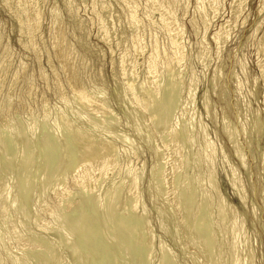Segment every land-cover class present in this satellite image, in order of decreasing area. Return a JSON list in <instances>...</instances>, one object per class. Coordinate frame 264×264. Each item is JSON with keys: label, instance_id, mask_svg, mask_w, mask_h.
Instances as JSON below:
<instances>
[{"label": "rangeland", "instance_id": "rangeland-1", "mask_svg": "<svg viewBox=\"0 0 264 264\" xmlns=\"http://www.w3.org/2000/svg\"><path fill=\"white\" fill-rule=\"evenodd\" d=\"M126 1L129 3H125ZM151 1L150 0H123V1L122 0H86V1L85 0H18V1L17 0H0V129L5 125L6 121H10V124H9L10 128L12 130L14 128L15 135H18V137L13 136L12 138H13L14 142H11L12 138L7 137L8 134H7V132L5 133V130H3V132H0V136L3 133V135H2L3 137L2 136L0 137V141L3 142L2 144L0 142V144H1L0 145V148H1L0 149V165H1L0 166V175H1L0 178L3 176V179H5L4 182L7 183L6 188L7 189L10 188L9 194H8L10 197L8 196V198L6 199L5 205L7 203H10V204L12 203L11 201L15 195V192H13L14 191L13 187L15 186V184H19L18 187H20L24 178L28 177L31 180V185L28 187V189L26 191H24L25 189L20 187V192H19V196H18L19 202H18V200L16 201V203H15L16 206L14 204L13 205L8 204L9 210L11 211V212L8 211V213L10 212L9 216L10 217L13 215H14L13 217L16 216L15 217L16 220H15V218L13 219V217H11L14 220V222H13V220L9 216L8 217L5 216V217H6V221L11 220L15 224L18 223L17 225H19V226H20L19 222H21V220L24 219L23 223L30 220L31 222L25 223V225L27 224L26 226L28 228L24 224H23L24 227L21 225L22 230L20 231V233L22 234V236L28 237V238L23 237L24 240L26 239L27 241H29V239L31 238L33 243L36 242V244H38V242H39L40 245L42 244L41 246L39 244H38L39 246L37 245L39 248L37 247L36 250H38V251L34 250V251L29 252L27 250L26 251L24 250L27 254V257H26L25 253L24 254L21 253L22 250L17 251L15 249L14 240H12V239H10V237H8V233H7L8 231L6 230L7 228H5L8 226V224L5 225L4 223L3 224L0 223V226L1 227L3 226L2 228L0 227V261L2 260V263L0 262V264H11V263L15 264L16 262H18V260H17L18 257H22L23 255L26 257L27 261H29L28 262L29 264H31V263L35 264V263H39V262H40L39 264H51L52 259H50V257H48V254L50 256L51 252H53V255H55L54 257H56V259L58 260V261L53 260L52 262L54 264H56V262H60L59 258H58V257H60V255L61 256L63 255L60 260H62V258H63L64 264H72L71 262H74L75 260L76 261L74 263L77 262L79 264L83 259L84 260L81 262V264L82 263L83 264H87V263L92 264V261H90V259H87V256L90 255V253L87 252L86 249L84 248L85 245L88 242H90L89 240L91 238H92V240L94 239L93 240L94 242L96 240H99L98 243L100 245H105L104 246L105 248H106V244H108V246H107L108 249L106 248L107 250H105V251L107 253H109V251L111 250L110 251V252H112L111 254L113 256L114 255L115 256L113 257L110 253H109V255L111 256V258H113V259L115 258L114 260L116 261L115 262L116 264H120L119 262H122V261H123V264H134V263L136 264V262H137V264H150V263L151 264H159L160 262H162L161 264H165L163 262L164 260H161L163 258L161 257V255L159 253L160 251L158 248V246H159L158 244H159L160 240L163 243L165 242L164 246H165V244L168 246L169 249L168 248H166V249L172 253V255H171L168 252V256L172 257L173 260L174 259L176 260V261H174V264H198V263L199 264H201V263L205 264L206 262H207L206 264H209V262L211 264V262H213V261H214V263H216L218 261L216 263V264H218V263H221L222 261H224L226 258L225 249H224V253H223V254H225L224 257H222L223 256V254H222V256L218 257L219 258L218 259V258H215L213 255L216 253L214 251H216V249L217 250L219 249V247L221 245L220 243L222 240L220 238H218V239L216 238L217 241L215 240L214 241L215 243L213 245H211L210 238L208 237L209 235L207 233H205V231L202 232L200 230H197V231H199V232H197L195 230L196 228L199 229L201 227V225H200V227H199V225L196 226V224L193 223L192 221L198 220L197 221L198 223L196 221L195 222L197 224H200L203 221L202 218L205 219V213H204L205 211H202V214H200L201 211H200V213H197V212H199V210L197 212H195V211L192 212L191 207H190L191 203L189 202L187 197L184 198V196H183L185 194L182 195L181 192H180L181 194L179 193V191H181V187L183 186L180 184V182L183 181L182 179H184L186 176L187 177H190L192 175L197 176L199 173L197 171H200L197 179L200 182H201V179L203 180L202 183H205V184H203L204 186H202V188L204 187L205 191L208 189V191L211 194H209V192H208L207 196L210 195L209 198L211 199V203L213 202L211 204L212 207L209 210L208 216H210V217L214 216L215 217V218H213V220H214V223H213V221H211L212 218H211V220H209L208 218H210V217H207V215H206V219H205L206 222L203 221L202 226L204 223L207 224V226L204 224L205 225L204 229L207 232L209 231L210 226H211V228H210L211 230H212V228H214V229L217 228L215 226V225H217V223L215 224V220L217 221V218H216L217 215H216V210H215L216 203H215V200L212 199L214 193H213V190L211 189V187L208 183V181H209L208 180L209 179L208 178L209 177L208 176V174H209L208 169L206 167V164H204L205 162L200 161L202 159L201 157L203 156V154L201 153L202 152V149H201L202 144H201V138L199 135V131L201 128H204L205 134L207 135V139L209 138L210 140L209 139L208 140L211 141V143H213V146L215 147L214 148L215 149V155H214L215 157H213V163H214L213 167L214 168H213L212 172L215 174L214 180L216 181V184H217L216 186H218L220 188L219 190L221 192V195H223L222 198L224 197L223 199L225 200V202H227V204L232 203L235 206V208H236L235 210L237 211L236 212V219L238 218L237 221H240V220H242V218H244L243 219V221H244L243 226L244 227H243V231H242L243 236H244V237L242 236V240H244L242 242L244 244L243 243L242 244L248 248L251 247L250 249L253 253L254 264H264V219H263L264 218V174H263L264 168L262 167L263 160H264V158H263L264 157V154H263L264 153V103H263L264 102V96H263V94H264L263 93L264 92V81L262 80L260 68L258 69L259 62L260 63L262 62V64H263L262 67H264V53H262V51L260 52V50H259V48L262 45L263 36H264V13H263L264 12V0H236V1L234 0V2L236 3L235 5L238 7V15H237L238 17H236L237 19L235 17H233L235 9L232 11V8H231V4H232L233 0H223V1L218 0V8L219 9L216 10L217 9L216 8L215 9L216 11L213 10L214 13L209 8L210 7L209 4L211 3V0H208V1H210L209 3L207 2V0H202L201 4L203 3V6L202 5L198 6L196 0H173V1L167 0L166 2H165V0H159V1H162V2H160L159 7L157 5L159 2L156 3V2H154L155 0H153L152 3L153 2L156 3V4H154L155 5L154 6V5H152ZM241 1L243 3H241ZM219 2H220V4H219ZM172 3H174L173 4L175 6L174 9H173ZM36 4H38V5H36ZM130 4H131V7L133 9L135 6V9H134L135 12L133 11L134 12V16H133L134 18L133 19H135L137 21V24H138L137 26H139V28H137V30H136V32L138 34L137 38H139V39H136V37H134V34H132L133 31L132 32L130 31L133 28L132 27L133 23L136 22V21L132 20L130 17L131 15H129V12L131 11L130 10L131 7L129 6ZM162 4L166 9L165 12H163L164 11L163 6H161ZM240 4H242V6ZM166 5H167V7H166ZM169 5H170V7H172L171 12H173L174 15L172 13H170L169 11H167ZM128 6H129V9H128ZM111 9H113V10H111ZM32 12H34V13H32ZM53 12H54V14H53ZM166 12H168L167 14H169V15L172 14V15H170V17H172L171 18L172 20L169 18V15H167ZM37 14H39V16ZM160 15H161V17L163 15L166 19L163 17L161 18ZM173 16H175V17H173ZM259 17H260V19H259ZM167 18H168V20H167ZM230 18H232V20H230ZM226 21H231L232 23L235 21V23H233L235 25L230 23L231 24L229 26L230 28L229 29L227 28L228 32L225 30V33H227V35H225V34L224 35L227 37H225L223 39L224 41L222 40L219 43V46L220 47L222 46V47L219 48V49H221V51H219L218 57H217L216 53H217L218 47L216 48V46H218V45H216L217 43L215 42L213 37L216 33H218V30L220 29L219 26L221 27L223 25L222 23L225 24ZM27 22H28V24H27ZM31 25H33L34 28ZM28 26L29 27L31 26V27L29 28ZM59 27L61 30L59 29ZM178 28H180V31ZM197 28H198V30H197ZM30 30H32V33ZM166 31H167V34H166ZM140 32H142V34ZM256 32H258V33H256ZM102 35H103V37H102ZM106 35H107V37H106ZM131 37H132V39H134L133 41H132ZM176 37H177V39H176ZM102 38H104V39H102ZM170 38L171 39L174 38L173 40H175V43H176V41H178L179 45H178V43L173 45L172 44L173 41ZM57 39H58V41H57ZM64 39H65V41H64ZM135 40H138V41H135ZM169 40H171V41H169ZM132 42H133V44H132ZM136 43H139V44H136ZM221 43H223V44H221ZM71 44H73V46ZM125 44H126V46H125ZM172 45H173V47H171ZM156 48H157L158 52H157ZM154 49L156 50V53H159V54H155V51H153ZM71 50H72V52H71ZM74 50H75V52H74ZM173 50H174L173 55H171ZM204 50H206V51H204ZM174 53H175V56H177V57L174 56ZM203 53L205 55H202ZM170 57L174 58V59L177 58L178 61L180 60L179 66H181V64H182L181 68L179 67V70L182 73L181 77L178 81L179 82L178 87L180 89L177 87L179 89V91L176 88L177 91L174 90V92L172 93V94L176 93L175 96L173 95L174 99L176 98L177 92L179 93L178 95L180 98L179 99L180 102L177 99L176 100L177 104H175L179 107H177V106L175 108L172 107V106H174V103H176L175 100H173V97H172V102H174L173 105H172V103L163 102L162 101L163 98H161V100H160L161 105L160 106L164 107L163 105L166 104V107H168L167 109L172 110L175 114L173 112L169 111L170 112L169 114H171V113H172V115L174 114L173 117L170 116L168 118V116H169L168 115L167 118H164V121L160 119L161 123L159 122L158 126H160L161 128H159V127H157L158 129L156 128V130H158V131L155 130L156 134L155 133L150 134L148 132L147 124H145L146 123L145 121L149 117L148 114H144V116L141 115L139 112H138L139 113L138 114L135 111L134 106L131 105V103L128 102L126 99V93H128V92H126V91H128V89L126 88L127 87L126 81H127L129 73L132 72L130 70L133 69L135 72L133 71L134 73H130V78H132V77L134 78V76H132V75H136L135 78L137 80L135 79V81L136 82L138 81V83H142L146 79V77L148 76L147 72L151 73V70H152V74H150V75H153L151 77L153 81H154V79H156V78L158 79L160 77V79L163 78L162 82H164L166 80V78H165V72H163V71L165 70V67L168 64L171 65L174 61ZM182 57H183V59H182ZM75 58H76V60L74 61ZM153 59H154V62H153ZM70 61H71V63H70ZM150 61H152V62H150ZM147 63H151V66H150V64H147ZM147 65H149V66H147ZM148 67L151 68V70ZM156 67H158V68H156ZM220 68H222L223 70ZM148 69L150 71H147ZM126 70L129 71L127 76L125 75L127 73ZM153 72H155V73L153 74ZM215 72L219 76V82H218V80L215 81L216 84H215V82L213 83V79L211 78L212 77L211 75H213V73H215ZM220 73H221V76H220ZM76 74H77V76H76ZM146 74H147V76H146ZM191 74L194 76L191 77ZM154 76H156V77L154 78ZM189 79H190V81L193 80V82H194V83H192L194 90L190 89ZM211 79H212V81H211ZM236 82H239V83H236ZM165 83H166L165 86H167V82H165ZM165 83L161 84L163 86L160 87V96H161V94H163L162 92L164 91V89H165L164 92L169 91V88L165 87L163 89ZM209 83H211V84H209ZM188 84H189V86H188ZM213 84H215L216 86L215 85L212 86ZM236 85H237V87H236ZM238 87L241 90L238 89ZM82 88L89 90L91 93H93L92 91H95L96 89H98V91H95V92H98V93L101 92V94H99V95H101V98H102V96H103V98H105V102L107 103V107H108L109 111L111 112V115H113L112 119H111V117H107V118L108 119L110 118L109 121H111V120H113V117H114V119L116 121L115 122L113 121V122H114V125H117V127L113 125L112 121H111L112 122L111 123L105 118L102 119V120H105V121H103L104 123L107 124V122H108V124L111 123L113 125L112 126L110 124L113 129L110 128L111 126L109 127L108 124L105 125L103 122H101L102 120L100 121V119L98 117L95 118L94 115L85 114V113H83V111L81 112L80 108H79V110H80L79 111L78 107L75 104L71 103L70 100H71L72 94L79 92ZM213 90L214 91L216 90L215 93ZM193 91H194V93H193ZM167 92H166V94L164 93L165 96L167 95ZM206 93H208V94H206ZM203 94H206V97L208 96L207 99L209 101H207V102H208V105H210L208 112L204 111L203 107H202V99H203L202 96H203ZM165 96H164V99L166 100ZM64 98L69 100L71 104L67 103V105H66V102H62L61 100ZM191 100H192L193 104H191ZM6 103L8 104V107H7V109L5 108V110H6L5 111L4 109L2 110V108ZM44 103L45 104L48 103V105H47L48 109H47V111H45V113H46V120L45 121H44V119H41L44 115V113H43L44 110H42ZM169 105L171 108L169 107ZM52 107L55 109H53ZM59 107L61 108V111H60ZM167 109H165V110H167ZM72 110H73V112H72ZM76 110H77V112L74 113V111H76ZM54 111H55V113H54ZM133 111H134V114H133ZM179 111H182V112H179ZM57 113L58 114L63 113L62 115H64L65 118L67 117L69 119V122L72 123V125L70 124V126L73 127V125L75 124L74 128L77 127L78 129L82 130L83 134H85V135L87 134L86 136H90V134L91 135L93 134L90 137H92L93 140L96 139L95 142L100 143L99 141H100L102 136L104 138L102 137L101 141H104L105 139H107L108 135H106V134H109V136H110V134H112V133H108V132H111V131L114 134V135L113 134L112 135L115 136V138H116V139L113 138V136L111 135L112 137L111 136L108 137L107 142L110 140L111 147H114L116 145L114 147V149H117L115 151H116V155L118 154L117 155L118 157L117 156L115 157L116 158L115 163L118 164V168H120V169L117 168L116 170H114L113 175H112V172L109 173L108 177L104 180V182H101V184H97L96 187L94 188L95 192L94 193L92 192V193L94 195L98 194V196H99L98 201L99 202L98 201L91 202V196L90 195H88L85 192L87 195V197H85L86 195H85L84 191L81 192V190H78V189L73 188L71 186L70 181L72 180V177L70 175H72V174H73V176L76 175L77 172H75V171L78 170V168L75 165H77L81 161V159H80V155L77 156V154H78L77 152H73V151L77 150L78 146H77V143L72 141L74 144L73 145L72 142H70L71 137L68 134L69 131L68 132L66 131L67 133L66 132L64 133L65 129L59 128L60 123H57L58 126H56L55 122H53V123L55 124V126L57 128L55 127L53 129L54 126H52V125H54V124L52 123V121H55V120H52V119L56 118V117L54 118L53 116H56ZM47 114H49V115H47ZM181 115H182V117H181ZM32 116H34V117H32ZM47 116L49 118H47ZM88 116H89V118H87ZM189 116L192 117L191 122L188 123V125L187 124L183 125L181 123L182 124L181 127L184 130L177 134V139L179 140V138H180V140L178 141L179 143L185 142V139L187 140V139L191 138L192 135H194V136H192V139H191V147L192 148H191V150L189 149L190 150L189 154H187L185 156H187L186 158L189 157L188 159H190V158L195 157V155L196 156L198 155V160L200 163L198 162L199 165L197 164L198 165L197 168L200 167L199 168L200 170L199 169L197 170L196 168H195V170H192L191 168L189 169V168L184 167V170L181 172L184 175H182L180 173V175H176L173 178V175L171 173H168L170 171V169H168V167L166 165H164V163L162 161V159L164 160L165 157L169 156V154H168L169 151H166V149H163V148H165L166 143L168 145V142H167L168 140L166 141V139H168V138L166 137V135H164V136L158 135V134H160L159 129L161 131L162 127H164L163 123L167 122L169 124L166 125V128H167L166 132H168L173 127L175 128V126H177L173 123H176V122L178 123L179 121L182 122V119L184 121V118H187V117L190 118ZM136 117H137V119H136ZM16 118H18V119H16ZM29 118L31 121L29 120ZM171 118H172L171 121H173L172 124L170 121ZM9 119H11V120H9ZM90 119H91V121H89ZM96 119H98V122H100V124L102 123L104 125V127H103V125L101 124L102 125L101 130H100V124L99 123H98V126H95V125H97ZM47 120H48V122H47ZM92 121L94 124L91 123ZM118 121H119V123H118ZM38 122H40V123L38 124ZM56 122H58V121H56ZM44 123H45V126H44ZM51 123H52V125H51ZM22 124L24 126H27L28 124H31L30 127L34 126L33 127L34 132L32 133V135H31V133L29 134V132H31V130H29V132L28 131H26V132L21 131L22 130L21 127H24ZM47 124H50V126ZM223 124L228 126V128L225 126L226 129H228L227 130L228 132L233 133V135H234L233 136L234 139L232 140L233 142H231L230 140H227L228 139V138H226L227 135L225 133H223V131H222V127L224 126ZM257 124H259V125H257ZM46 126L49 127L48 128L49 130L52 129V132H54V133L51 132L52 135H50V131H48ZM170 126H171V128H170ZM185 126H188V127H185ZM45 127H46V129H45ZM94 127L95 128L97 127V128L94 129ZM98 127H99V129H98ZM104 128H105V130L107 129V132L104 130ZM127 128H128V130H127ZM102 129L105 132H103ZM108 129L110 131H108ZM19 130L22 133V134H20V137H19V133H20ZM57 130H59L58 131V132H60L59 134L57 133ZM60 130L63 131L64 136H65V134H68L69 136L67 135L68 137L65 138L62 135V132ZM97 131H99L101 134ZM121 131H122V133H121ZM184 131H185V133H184ZM206 131H207V133H206ZM17 132H19V133H17ZM114 132L116 133V135ZM26 133L28 134L27 137H26ZM55 133H57L60 136L59 137H58V135L55 136ZM118 133H121V137H122V135L124 136V137L120 138V140L124 139V140H126V142H129V143H125L124 141H118V139H119ZM125 133H127L126 134L127 136L125 135ZM187 133L190 135V136L188 135L189 137L187 136ZM53 134H54V136H53ZM146 134H148L147 137L150 140H147ZM138 135H141V136H138ZM149 135H151V136H149ZM44 136H48V137H44ZM93 136H94V138H93ZM152 136H153V138H152ZM155 136H157V137L159 136L162 140H158L159 137L157 138ZM29 137H31V138H29ZM41 137L42 138L44 137L47 139H44V138L42 139ZM62 137H64V138H62ZM48 138L50 139V141L48 140ZM52 138L54 139V141L52 140ZM59 138H60V140H59ZM144 138H146V139H144ZM250 138H252V139H250ZM29 139H30V142L27 143ZM41 139L43 141H41ZM19 140H20V142H19ZM55 140H56V142H55ZM57 140L59 142H57ZM193 140H194V143L192 142ZM44 141L46 143H44ZM47 141H49V146L47 144L48 143ZM160 141H161V144H160ZM229 141L232 144H230ZM235 141H236V143H235ZM25 142L27 143V148H29V149L26 148ZM41 142L44 143L45 150H54L56 152V155L58 154L57 160L61 159L62 164L64 162L63 169L65 166L67 173L65 172L66 176L64 177L63 186L66 189L68 188L67 192L70 191L71 195L69 194L70 197L68 196L69 197V200H68L69 204L76 203L78 200L83 199L87 203V204L85 203V205H84L85 207L83 206L86 211L83 209V207H81L80 212H78L79 215H81L80 213L85 212L86 213V214L84 213L85 217H90V216L92 217L93 216L92 219L93 220L96 219V220H94L95 226L92 229L93 231L92 230L90 231V232L95 231L94 233L97 232L96 235L92 234V236L89 235L91 237H89V236L85 237L84 235H82L83 230H81V229H78V230L77 229H74V230L71 229V230H68L69 233L66 232L67 231L66 230L67 225L75 223L74 220L75 221L78 220V217H79L78 213L76 211H72V212L68 213L69 215L67 214L64 216L65 220L69 219L66 221L67 223L65 222L64 219H62V223L65 222L67 224L64 227H62V226L65 223H63V225L60 226V227H62L61 228L62 230L64 229L63 230L64 232L59 227L57 229L62 231L61 233L63 235H65V236L69 235L70 236L71 239L69 241L72 240V246L74 245V247H75V246L80 244L79 247H75L76 249H73V251H72V249H70L71 248V246H70L71 242L69 244L70 248L68 245H67L68 247L64 246V245L69 243V241H67V238L69 239V236L65 237L66 238V240H65L66 244H65L62 240L63 235L60 236L61 235L60 231L59 230H58L59 232L56 231V232H58V234L55 232L56 235H55V233H54V235L56 237L54 236V238L62 237L61 240L60 239H56V240H58V241L60 240L64 244V245H59L58 243H60V242L57 243V241L53 237H51V236H53L52 234L54 232L53 231L54 228L52 230H50V232H49V230L47 232L45 231L46 234L48 235L47 236L43 232L44 229H42L43 230L42 231V230H40L41 229L40 226H38L37 224L34 225L35 223H39L40 219H41L40 223H43V220L46 221L47 219L50 221L51 217L49 215H46V213H44V212H40L38 214L37 218H35L33 215L34 214L33 208L38 207V205H39V196L38 195H41L42 192H43L44 196H46V194H47V197L44 198V196H43V198L47 199L46 202L50 203L51 198L48 195L47 186L50 185L51 183H53L54 181H56V179L59 175L58 174L59 171H57V168H56L57 166H56V164L54 165V163H53V161H55L54 160L55 158H53V159L51 158V160H50V158L46 159V160L43 159V154H42L43 153V146L41 148ZM119 142H121V143H119ZM163 142H164L165 146L163 145ZM12 143H13V145L11 146ZM43 143H42V145H43ZM55 143L56 144L61 143V145L59 144L60 146H58V144L56 145ZM30 144L32 146L33 151H31L32 149H31ZM2 145H3V147H2ZM23 145H25V146H23ZM112 145H114V146H112ZM161 145H162V148H161ZM230 145L237 146V147L241 146L240 150L242 149V152L241 151L240 152H241V154H243L242 157L244 158L243 161L245 162L244 167L240 166V163L237 161L238 159L235 156L234 147L233 146L230 147ZM22 146H23V149L25 147V149H26L25 152L29 153L30 155L27 154V155H25V157L19 155V153L23 152ZM11 147H13V148L11 149ZM39 147H40V149H39ZM61 147L62 148L64 147L63 149H66V154L63 153V150L61 151V149H62ZM116 147H118V148H116ZM129 147L132 148V151H131V148H129ZM158 147H160V150L162 151L161 153H159L162 156L157 155L158 151H159ZM3 148H4V152L2 153ZM71 149H72V151H71ZM73 149H76V150H73ZM30 151L32 153H30ZM55 152L52 154L54 155ZM196 152H197V154H196ZM166 153H167V155H166ZM190 153H192V155L194 154L193 157L190 155ZM233 153H234V155H233ZM20 156H21V159H20ZM49 156H51V155L49 154ZM159 156L162 159H160ZM6 157H7V159H6ZM53 157H55V156H53ZM75 157H77V158H75ZM22 158H25L28 160L25 161V159H22ZM29 158H30V160H29ZM32 159H33V161H31ZM38 159H40V160L38 161ZM118 160H119V162H117ZM23 161H25V162L31 161L32 162V163H30V166H31L30 169L28 168L30 171L24 167L25 162H23ZM161 161H162V163H160ZM31 164H33V165H31ZM34 164H35V168H34ZM38 164H41V165L38 166ZM130 165H132L135 168V172L137 170L136 173H138L139 175L138 174L137 175L140 176V179H138L139 181H138V185H137L138 187L137 188H138V192H139V202H140V205L143 206V209L140 206V210H138L137 212L140 211V213H142L147 208L143 212V214H144V216L148 215L146 217V218H148V220L147 219L146 220L149 222L146 221V223H149L150 227L152 226V230H153V236L154 237L152 236V242H154V244L152 243L151 246H153V245L154 246L152 248H151V246L146 248L147 252H149L152 255V256H150L153 259V260L150 259L151 262L148 260L150 258L148 256L149 253L145 252L146 250H144V248L146 246L145 235L142 234L143 240L140 237L141 235H138L137 236L138 238H136V236L133 235L134 239L131 236L132 237L131 240H130V238H126V237H128L125 235L126 228H127V230L130 228L129 230L132 229V231L133 230L136 231L138 229L141 230L140 228H142V226H143L142 225L143 223H141V225H139V223L134 222L135 221V217H134L135 215L132 216V214L129 211H127V209H124L121 212V216H118L114 220V223L116 222V223L120 224L124 228V230H122L121 232H115V234L111 229L112 226L114 225V223L112 222V223H108L107 225H105L101 219L103 217V207L101 205L104 204V203L102 204V201H104V200H102V198H103L102 193L108 188V186L109 187L112 186V182H114V184L117 183L118 180H120V177L123 175V172H124L126 166H130ZM156 165H157V168L155 167ZM116 167H117V165H116ZM12 170H13V172H12ZM232 170H235L236 177L239 179V181L241 183V187H242V190L245 194V197L247 196L246 197V204H244V205L238 201V198H237L238 196L234 192L233 188L231 187V185L228 181V177H231L230 171H232ZM72 171H73V173H72ZM6 172L9 176L6 174ZM29 173H30V176H29ZM68 173H70V174H68ZM159 173H161V175ZM164 173H166V174H164ZM185 173H188V175ZM41 174L43 177L41 176ZM155 174L157 175V177H155L156 176ZM117 175H119V176H117ZM141 175H143V176H141ZM33 176H34V178H33ZM68 176H70V177H68ZM160 176H161V178H160ZM199 176H201L200 179H199ZM53 177H55V178H53ZM179 177H181V178H179ZM35 178L37 179V181ZM65 178H66V180H65ZM151 178L153 179V182H152ZM156 178H157L158 182H156L157 181ZM163 178L165 181H163ZM178 178H179V180H178ZM1 179H0V181H1ZM3 179L1 182H3ZM17 180H19V181H17ZM38 180H40V181H38ZM56 182H58V180ZM173 182H174V184L171 185V183H173ZM207 183H208V185H207ZM156 184H158V185L160 184L162 187L160 185L158 186ZM176 184H178L179 187H177ZM43 185H45L46 187ZM168 185L172 186L173 189H174L173 185H175V189L177 191H178L177 188H180L178 193L175 189H174V191H171V192L168 191L169 190ZM180 185H181V187H180ZM157 186L159 187V189L153 188V187H157ZM249 186L251 187V189ZM39 187L42 190L44 189V191H42L41 189H39L40 190L39 191L38 190ZM197 187H199V186H197ZM209 187H210V189H209ZM45 188H46V192H45ZM164 188H166V189H164ZM21 190H22V192H21ZM156 190H158V191H156ZM166 190H167V192H166ZM170 190H171V188H170ZM79 191H80V193H79ZM116 191H119V190L117 189ZM116 191H115V194H117L116 197H120L119 199L122 200V198L123 199L127 198L126 195L124 196V194L122 192L119 193ZM38 192H39V194H38ZM158 192H160V193L158 194ZM163 192H164L165 197L163 195ZM172 192H174V193H172ZM195 192L197 194L198 190L195 189ZM44 193H46V194H44ZM165 193L166 194L170 193L171 195L170 194L169 195L171 197L169 195H167V197H166ZM175 193L178 194V195H176L175 198H178L180 196L179 198H181V201L179 199L178 200H179V203L181 205L185 201L188 204V205L187 204L185 205V203H184L183 204L184 206L180 205L181 208H179V210L177 212L175 210H173L171 208V206L169 205V201L172 198L174 199ZM183 193H184V191H183ZM172 194H174V195H172ZM34 195H37V197H36L37 200L34 199L35 198ZM82 195L84 197H82ZM121 195H123V196H121ZM157 195H159V196H157ZM88 196H90V197H88ZM79 197H81V198H79ZM89 198H90V200H89ZM182 200H184V201H182ZM198 201H200V200L198 199ZM35 203H36V206L33 207L32 204H35ZM96 203H97V205H96ZM99 203H100V205H99ZM89 204L91 205L90 209H88ZM98 205H99V207L100 206L101 207L99 208ZM11 206H13V208ZM50 206L53 207V204ZM185 206H186V208H185ZM10 207L14 210V212ZM97 207L99 208V211L100 210L102 211V213H100L101 211L100 212L98 211ZM159 207H160V209H159ZM181 209H182V212L180 211ZM93 210H94V212H93ZM188 210L191 212L189 213ZM211 210H212V212H210ZM21 211L24 214H22ZM91 211H92V213H91ZM126 211H127V213H126ZM159 211H161L162 213ZM184 211H185V213H183ZM251 211H252V216L250 215ZM187 212H188V216H189L188 220H187V215H186ZM25 213L27 214V216ZM175 213H178L179 216ZM47 214H49V212H47ZM70 214H72L74 217L72 218L71 217L72 215H70ZM129 214H130V216H129ZM164 214H165V216H164ZM180 214L183 217L180 216ZM194 214L196 215V217H194L195 216ZM17 215H19L21 217H19ZM31 215H33L32 216L33 218L31 217ZM75 215H76V217H75ZM192 215L195 218V220H194V218H191ZM197 215H200V217ZM201 215H203V217ZM171 216H172V218H171ZM241 216H242V218H241ZM68 217H70V218H68ZM122 217H124V218H122ZM126 217L129 218V221L131 218L132 222H134V223H132L131 221L129 222ZM166 217H168L169 219ZM184 217H186V219ZM21 218H23V219H21ZM121 218L123 220L125 219L124 222ZM36 219L37 220L39 219L38 222ZM176 219L177 220L180 219V221H182V222L185 221L184 223H182L183 224L182 226H184V227L180 228V230L183 232H181L179 229L177 230V228H179L181 226V222L177 221ZM161 220H162V223H165V222L168 223L169 222V224L165 223L166 227H165V232L163 231V233L158 227ZM170 220H171V222H170ZM225 220H226V222H225ZM225 220L223 223H224V225H227L226 223H227L228 219H225ZM33 221H34V224H33ZM69 221H70V223H69ZM0 222H2V221H0ZM191 222H192V224H191ZM210 222L212 224H214V226L211 225ZM98 223L100 224V227H102V228H100L98 226L99 225ZM135 224H137V225H135ZM177 224H179L180 226L177 227L178 226ZM108 225L109 226L112 225V226L108 227ZM129 225L130 226L132 225V226L130 227ZM138 225L140 227H137ZM29 226H31L30 227L31 229L29 228ZM36 226L40 227V228H37ZM74 226H73V228H74ZM136 227H137V229H136ZM260 228L262 229V231ZM24 229H26V230H24ZM108 229H109V231H108ZM190 229H192L193 232L190 231ZM28 230L30 232H28ZM32 230L35 232H33ZM201 230H203V229H201ZM65 232H66V234H65ZM70 232L74 233V235L76 233L77 237L73 236V234ZM179 232H181V233H179ZM189 232H190V234H189ZM164 233H166L165 236L163 235ZM198 233H200L199 236H198ZM203 233L208 235L207 238ZM70 234H72V235H70ZM83 234H86V233H83ZM171 234H174L176 237L175 236L173 237ZM99 235H101L100 236L101 240L99 239L100 237H98ZM106 235H107L108 239L106 238ZM192 235L195 236L196 238L200 237V235H201V237H200L201 239L200 238H197V240L193 239ZM83 236L85 237V240H87V241H85L83 239L84 238ZM123 236L126 239L122 238ZM188 236H189L190 240H189ZM102 237H103V239H102ZM110 237L114 241H112V239ZM40 238L43 240H41ZM80 238H81V240H80ZM208 238H209V240H208ZM45 239H46V241H45ZM52 239H54V240H52ZM104 239L107 241H105ZM127 239H129V241H128V244L126 246V244L124 242ZM139 239H140V243L138 241ZM186 239H187V241H186ZM203 239L207 240V242L209 241L208 244ZM31 240H30V242H31ZM82 240H84V241H82ZM103 240H104V242H103ZM133 240H135V242H133ZM141 240H142L144 245H142ZM191 240L193 242L196 241L197 244L201 243L202 247L200 249H198L197 246L194 247V245H191V244H189L190 245V247H189L188 242ZM201 240H203V242ZM75 242L77 245L74 244ZM216 242L218 243L219 247L216 244ZM245 242H247L246 243L247 245H245ZM49 243L51 246L49 245ZM137 243L139 245H137ZM163 243H160V244H163ZM186 243H187V245H186ZM224 243L226 246V241ZM43 244L45 246L47 245L48 247H45ZM205 244H207L208 246L211 245L212 247L211 246L208 247L207 245H206L207 246L206 247ZM242 244H240V250H242V248L244 247V246H241ZM52 245H54V246H52ZM58 245L61 247L64 246L65 249L69 248V252H68V250L65 251V249L62 250L64 247L63 248L60 247L61 248L60 249ZM109 245H111L113 247H111V246L109 247ZM134 245H136L137 247ZM181 245H182V247H181ZM42 246L44 249H46V250H44V252H41V251H43V248H40ZM133 246L135 247L136 250L134 249ZM167 246H165V247H167ZM203 246H205L206 248L205 247L203 248ZM49 247H52V249L51 248L48 249ZM127 247H128V249L123 250V248H127ZM140 247H141V249H140ZM216 247H218V248H216ZM207 248H209L211 250V252L212 253L214 252V253L212 254L211 252H208ZM212 248L214 249V251ZM57 249L60 250V252ZM49 250H53V251H49ZM54 250H57V252H59L58 253L59 255ZM74 250H75V252H74ZM114 250L118 251L119 253L115 252ZM125 250H129V251H125ZM132 250H134V251H132ZM139 250H140V254H139ZM203 250L204 251L206 250V251L203 252ZM122 251L124 252V254H122L123 253ZM136 251H138L137 255H135ZM5 252H6V254L10 255L11 259L9 256H7L5 254ZM47 252H48V254H47ZM63 252H65V253L68 252L70 257H71V255L73 256V252H74L73 257L75 258V260L72 257L71 258L73 260H69V257H67L68 253L64 254ZM126 252H128V253H126ZM131 252L134 253V255ZM200 252L203 253L204 256H202L203 254H201ZM29 253H31V254H29ZM144 253L147 255H145ZM206 253L207 254L209 253L210 257H209V255H206ZM38 254L40 255L41 258L37 257ZM44 254H45V256H44ZM118 254H120V255H118ZM196 254H197V256H196ZM200 254H201V256H200ZM41 255H43V256H41ZM64 255H65L66 259L64 258ZM76 255L78 257L80 256V258H78V257L76 258ZM124 255H126V256L124 257ZM6 256H7V258H6ZM91 256H92V254H91ZM91 256H88V257H90L92 259ZM25 257H24V259H25ZM44 257H46V258L44 259ZM128 257H130V258H128ZM136 257L140 258L139 259L140 261L138 260V258H137V260H135ZM142 257L143 258L145 257V259H143ZM190 257H192V258H190ZM196 257H198V258H196ZM201 257H203V258H201ZM213 257L215 258V260ZM29 258L31 260H29ZM127 258L130 262L127 260ZM159 258H160V260H159ZM167 258L168 257H165L164 259H167ZM8 259H10V260H8ZM14 259L17 261H14ZM26 259H25V261H26ZM79 259H81V260H79ZM190 259H192V260H190ZM197 259L199 260V262L197 261ZM207 259H210V260L207 261ZM221 259H222V261H221ZM40 260L42 261V263ZM118 260H120V261L118 262ZM145 260H146V263H145ZM158 260H159V262H158ZM10 261H12V262L10 263ZM30 261H31V263H30ZM46 262H48V263H46ZM63 262L61 261V264H63ZM148 262H150V263H148ZM165 262H166V260H165ZM214 263H212V264H214ZM18 264H22V263L18 262ZM26 264H27V262H26Z\"/></svg>", "mask_w": 264, "mask_h": 264}, {"label": "bare ground", "instance_id": "bare-ground-1", "mask_svg": "<svg viewBox=\"0 0 264 264\" xmlns=\"http://www.w3.org/2000/svg\"><path fill=\"white\" fill-rule=\"evenodd\" d=\"M18 1V0H17ZM86 1V0H85ZM123 1V0H122ZM151 1V0H150ZM153 1V0H152ZM152 1H151V3H152ZM167 0H165V2H166ZM171 1V0H170ZM173 1V0H172ZM223 1V0H222ZM236 1V0H235ZM38 2V1H37ZM154 2H159L157 5H158V7L160 6L159 4H160V2H162V1H159V0H155ZM152 3V5H154V4H156V3ZM196 2H197V5L198 6H200V5H202L203 6V3L201 4V2H202V0H196ZM207 2L209 3L210 1H208L207 0ZM246 2V1H245ZM263 2V1H262ZM34 3V2H33ZM36 3V2H35ZM94 3V2H93ZM125 3H129V2H125ZM241 3H243L242 1H241ZM103 4V3H102ZM118 4V3H117ZM174 3H172V5H173ZM219 4H220V2H219ZM231 4V3H230ZM236 3L234 2V0H233V2H232V4H231V8H232V11L234 10V14H233V17H238L237 15H238V7L235 5ZM245 4V3H244ZM36 5H38V4H36ZM133 5V4H132ZM156 5V6H157ZM241 6H242V4H240ZM9 6V5H8ZM85 6V5H84ZM110 6V5H109ZM127 6V5H126ZM130 7H131V4L129 5ZM129 6H128V9H129ZM134 6V5H133ZM155 6V5H154ZM161 6H163V4L161 5ZM197 6V7H198ZM209 8H210V10L213 12V10H215L216 8V10H218L219 8H218V0H211V3L209 4ZM239 6V5H238ZM104 7V6H103ZM157 7V8H158ZM166 7H167V5H166ZM174 5H173V9H174ZM221 7V6H220ZM240 7V6H239ZM127 8V7H126ZM145 8V7H144ZM208 8V9H209ZM245 8V7H244ZM262 8V7H261ZM22 9V8H21ZM134 9H135V6H134ZM134 9L131 7V11L129 12V15H131L130 17H131V19L132 20H134V21H136L135 19H133L134 17ZM162 9V8H161ZM171 9H172V7H170V5L168 6V9H167V11H169L170 13H172L173 14V12H171ZM242 9V8H241ZM56 10V9H55ZM94 10V9H93ZM111 10H113V9H111ZM163 12H165V7L163 6ZM196 10V9H195ZM201 10V9H200ZM205 10V9H204ZM215 10V11H216ZM34 11V10H33ZM109 11V10H108ZM134 11V12H133ZM178 11V10H177ZM197 11V10H196ZM236 11V12H235ZM16 12V11H15ZM93 12V11H92ZM199 12V11H198ZM230 12V11H229ZM32 13H34V12H32ZM131 13V14H130ZM133 13V14H132ZM168 12H166V14H167ZM207 13V12H206ZM205 13V14H206ZM214 13V12H213ZM240 13V12H239ZM264 13V12H263ZM27 14V13H26ZM53 14H54V12H53ZM107 14V13H106ZM161 14V13H160ZM172 14H170V15H172ZM230 14V13H229ZM38 16H39V14H37ZM109 15V14H108ZM112 15V14H111ZM116 15V14H115ZM167 15H169V14H167ZM170 15H169V18L171 19L172 17H170ZM174 15V14H173ZM193 15V14H192ZM13 16V15H12ZM36 16V15H35ZM136 16V15H135ZM187 16V15H186ZM215 16V15H214ZM15 17V16H14ZM146 17V16H145ZM160 17H161V15H160ZM162 17L163 18H165L163 15H162ZM161 17V18H162ZM167 17V16H166ZM173 17H175V16H173ZM205 17V16H204ZM35 18V17H34ZM38 18V17H37ZM206 18V17H205ZM214 18V17H213ZM36 19V18H35ZM34 19V20H35ZM112 19V18H111ZM137 19V18H136ZM148 19V18H147ZM166 19V18H165ZM237 19V18H236ZM239 19V18H238ZM259 19H260V17H259ZM151 20V19H150ZM163 20V19H162ZM161 20V21H162ZM167 20H168V18H167ZM172 20V19H171ZM208 20V19H207ZM215 20V19H214ZM230 20H232V18H230ZM37 21V20H36ZM103 21V20H102ZM131 21V20H130ZM174 21V20H173ZM24 22V21H23ZM104 22V21H103ZM32 23V22H31ZM119 23V22H118ZM176 23V22H175ZM230 23H232L231 21H226V23L224 24V23H222L223 25L220 27L219 26V30H218V33H216L215 35H214V37H213V39L215 40V42L217 43L216 45H218V46H216V48H217V57H218V53H219V51H221V49H219V48H221L220 46H219V43L225 38V37H227V36H225V35H227V33H225V30L227 31V28L229 29L230 27ZM233 23H235V21L233 22ZM232 23V24H233ZM27 24H28V22H27ZM33 24V23H32ZM105 24V23H104ZM194 24V23H193ZM209 24V23H208ZM56 25V24H55ZM138 24H137V21L135 22V23H133V25H132V30H130L131 32H132V34H134V37H136V39H139V38H137L138 37V34H137V32H136V30H137V28H139V26H137ZM233 25H235V24H233ZM32 27H33V25H31ZM30 26V27H31ZM106 26V25H105ZM110 26V25H109ZM167 26V25H166ZM197 26V25H196ZM29 27V26H28ZM29 27V28H30ZM114 27V26H113ZM169 27V26H168ZM34 28V27H33ZM130 28V27H129ZM234 28V27H233ZM59 29H60V27H59ZM166 29V28H165ZM179 29V31H180V28H178ZM209 29V28H208ZM61 30V29H60ZM149 30V29H148ZM197 30H198V28H197ZM232 30V29H231ZM31 31V33H32V30H30ZM29 31V32H30ZM139 31V30H138ZM174 31V30H173ZM233 31V30H232ZM34 32V31H33ZM104 32V31H103ZM228 32V31H227ZM30 33V34H31ZM139 33V32H138ZM141 34H142V32H140ZM232 33V32H231ZM256 33H258V32H256ZM124 34V33H123ZM131 34V35H132ZM166 34H167V31H166ZM172 34V33H171ZM225 34V35H224ZM58 35V34H57ZM195 35V34H194ZM257 35V34H256ZM262 35V34H261ZM224 36V37H223ZM28 37V36H27ZM56 37V36H55ZM65 37V36H64ZM102 37H103V35H102ZM106 37H107V35H106ZM203 37V36H202ZM172 38V37H171ZM170 38V39H171ZM179 38V37H178ZM255 38V37H254ZM59 39V38H58ZM58 39H57V41H58ZM102 39H104V38H102ZM125 39V38H124ZM131 39H132V37H131ZM145 39V38H144ZM174 39V38H173ZM173 39H171L172 41H173V45H175V44H177L178 43V41H176V43H175V40H173ZM176 39H177V37H176ZM229 39V38H228ZM107 40V39H106ZM111 40V39H110ZM134 39H132V41H133ZM156 40V39H155ZM171 40H169V41H171ZM226 40V39H225ZM56 41V40H55ZM64 41H65V39H64ZM119 41V40H118ZM131 41V40H130ZM135 41H138V40H135ZM224 41V40H223ZM162 42V41H161ZM166 42V41H165ZM205 42V41H204ZM214 42V43H215ZM56 43V42H55ZM58 43V42H57ZM60 43V42H59ZM66 43V42H65ZM156 43V42H155ZM64 44V43H63ZM111 44V43H110ZM132 44H133V42H132ZM136 44H139V43H136ZM221 44H223V43H221ZM72 46H73V44H71ZM143 45V44H142ZM173 45L171 46V47H173ZM178 45H179V43H178ZM58 46V45H57ZM125 46H126V44H125ZM137 46V45H136ZM140 46V45H139ZM69 47V46H68ZM27 48V47H26ZM34 48V47H33ZM155 48V47H154ZM175 48V47H174ZM182 48V47H181ZM243 48V47H242ZM173 49V48H172ZM177 49V48H176ZM223 49V48H222ZM129 50V49H128ZM143 50V49H142ZM156 50H157V48H156ZM156 50L154 49L153 51H155V54H159V53H156ZM259 50H260V52L262 51V53H264V36H263V41H262V45H261V47L259 48ZM113 51V50H112ZM204 51H206V50H204ZM203 51V52H204ZM71 52H72V50H71ZM74 52H75V50H74ZM86 52V51H85ZM157 52H158V50H157ZM173 52H174V50L172 51V53H171V55H173ZM178 52V51H177ZM8 53V52H7ZM66 53V52H65ZM68 53V52H67ZM144 53V52H143ZM176 53V52H175ZM175 53H174V56H175ZM205 53V52H204ZM202 54V55H205V54ZM258 53V52H257ZM256 53V54H257ZM10 54V53H9ZM210 54V53H209ZM221 54V53H220ZM259 54V53H258ZM47 55V54H46ZM67 55V54H66ZM152 55V54H151ZM215 55V54H214ZM222 55V54H221ZM63 56V55H62ZM69 56V55H68ZM6 57V56H5ZM72 57V56H71ZM175 57H177V56H175ZM48 58V57H47ZM154 58V57H153ZM171 58V57H170ZM179 58V57H178ZM221 58V57H220ZM66 59V58H65ZM171 59H173L174 61H173V63L171 64V65H167L166 67H165V70L163 71V72H165V78H166V80L164 81V82H162V79H160V77L157 79H154V81L152 80V76L153 75H150V74H152V70H151V68H149L150 70H151V73H148L147 72V74H148V76H147V74H146V79L142 82V83H138V81L136 82L135 81V76L136 75H132V76H134V78L132 77V78H130V73H134L135 71L132 69V70H130V71H132V72H130L129 73V75H128V78H127V89H128V91H126V92H128V93H126V99H127V101L128 102H130L131 103V105H133L134 106V108H135V111L138 113H140L141 115H143L144 116V114H148V119L145 121L146 123L145 124H147V127H148V132L150 133V134H154L155 133V130H156V128L157 127H159V128H161L160 126H158L159 125V122H160V119L161 120H163L164 121V118H167V116H168V118L170 117V116H172L173 117V115L175 114L172 110H168L167 108L168 107H166V104L165 105H163L164 107H161L160 105V100H161V98H163L162 99V101L163 102H166V103H172V105H173V103L174 102H172V97H173V100H175V102L176 103H174V106H172V107H176L177 105H175V104H177V99H178V101H179V93L177 92V95H176V98L174 99V96H175V94H172L173 92H174V90H176L177 91V89L179 88L178 87V85H179V79H180V77H181V71L179 70V67L181 68V66H182V64H181V66H179L180 64H179V61H178V59L177 58H171ZM182 59H183V57H182ZM257 59V58H256ZM71 60V59H70ZM76 60V58L74 59V61ZM203 60V59H202ZM223 61V60H222ZM85 62V61H84ZM150 62H152V61H150ZM153 62H154V59H153ZM219 62V61H218ZM241 62V61H240ZM2 63V62H1ZM70 63H71V61H70ZM166 63V62H165ZM147 64H150V66H151V63H147ZM156 64V63H155ZM222 64V63H221ZM74 65V64H73ZM204 65V64H203ZM72 66V65H71ZM147 66H149V65H147ZM153 66V65H152ZM263 66V64H262V62L260 63L259 62V64H258V69L260 68V71H261V76H262V80L264 81V67H262ZM67 68V67H66ZM132 68V67H131ZM155 68V67H154ZM156 68H158V67H156ZM72 69V68H71ZM125 69V68H124ZM147 70V71H150V70ZM219 69V68H218ZM217 69V70H218ZM220 69H222V68H220ZM162 70V69H161ZM183 70V69H182ZM223 70V69H222ZM241 70V69H240ZM73 71V70H72ZM127 71V70H126ZM134 71V72H133ZM154 71V70H153ZM259 71V72H260ZM128 72L129 71H127V73L125 74L126 76H127V74H128ZM155 72H153V74H154ZM75 74V73H74ZM46 75V74H45ZM156 75V74H155ZM160 75V74H159ZM243 75V74H242ZM76 76H77V74H76ZM157 76V75H156ZM156 76H154V78L156 77ZM163 76V75H162ZM161 76V77H162ZM194 75H192L191 74V77H193ZM212 77V79H213V83L215 82V81H217L218 80V82H219V76H218V74L215 72V73H213V75H211ZM220 76H221V73H220ZM56 77V76H55ZM125 78V77H124ZM143 78V77H142ZM190 78V77H189ZM222 78V77H221ZM77 79V78H76ZM168 79V80H167ZM212 79H211V81H212ZM137 80V79H136ZM238 80V79H237ZM189 81H190V79H189ZM188 81V82H189ZM210 81V82H211ZM165 83V82H167V86H165L166 85V83L164 84V87H163V89L166 87V88H169V91L167 92V95L165 96V94H166V92H164L165 91V89H164V91L162 92L163 94H161V96H160V87L161 86H163V85H161L162 83ZM192 83H194L193 82V80H191L190 81V89H192V90H194V88H193V86H192ZM236 83H239V82H236ZM196 84V83H195ZM209 84H211V83H209ZM215 84H216V82H215ZM215 84H213L212 86H214ZM181 85V84H180ZM238 85V84H237ZM237 85H236V87H237ZM241 85V84H240ZM239 85V86H240ZM83 86V85H82ZM188 86H189V84H188ZM216 86V85H215ZM178 87V88H177ZM177 88V89H176ZM211 88V87H210ZM96 89V88H95ZM180 89V88H179ZM179 89H178V91H179ZM189 89V88H188ZM196 89V88H195ZM238 89H240L239 87H238ZM94 90V89H93ZM101 90V89H100ZM121 90V89H120ZM119 90V91H120ZM168 90V89H167ZM197 90V89H196ZM241 90V89H240ZM95 91H98V89H96ZM95 91H92L93 93H91L89 90H87V89H85V88H82L79 92H77V93H73L72 94V96H71V103H73V104H75L77 107H78V110H79V108H80V110H81V112L83 111V113H85V114H91V115H94L95 116V118L96 117H98L99 119H100V121L102 120V119H107L108 121H109V119L107 118V117H111V119H112V116L113 115H111V112L109 111V109H108V107H107V103L105 102V98H103V96H102V98H101V95H99V94H101V92H95ZM102 91V90H101ZM115 91V90H114ZM175 91V92H176ZM189 91V90H188ZM214 91V90H213ZM216 91V90H215ZM215 91H214V93H215ZM190 92V91H189ZM208 92V91H207ZM239 92V91H238ZM193 93H194V91H193ZM192 93V94H193ZM264 93V92H263ZM121 94V93H120ZM125 94V93H124ZM191 94V93H190ZM206 94H208V93H206ZM206 94H203V96H202V107H203V110L204 111H206V112H208L209 111V106L210 105H208V102L207 101H209L208 99H207V97H206ZM119 95V94H118ZM174 95V96H173ZM212 95V94H211ZM223 95V94H222ZM250 95V94H249ZM100 96V97H99ZM116 96V95H115ZM164 96H165V98H166V100L164 99ZM182 96V95H181ZM190 96V95H189ZM263 96H264V94H263ZM107 97V96H106ZM122 97V96H121ZM62 98V97H61ZM66 98V97H65ZM62 99L61 101L62 102H66V105H67V103L68 104H71L70 103V101L69 100H67V99ZM108 98V97H107ZM118 100V99H117ZM161 101V102H162ZM180 102V101H179ZM178 102V103H179ZM223 102V101H222ZM187 103V102H186ZM264 103V102H263ZM65 104V103H64ZM191 104H193L192 103V100H191ZM190 104V105H191ZM47 105H48V103L47 104H43V108H42V110H44L43 111V113H44V115H43V117L41 118V119H44V121L46 120V113H45V111H47V109H48V107H47ZM122 105V104H121ZM188 106V105H187ZM214 106V105H213ZM7 107H8V104L6 103L4 106H3V108H2V110L4 109L5 110V108L7 109ZM69 107V106H68ZM72 107V106H71ZM166 107V108H165ZM169 107H170V105H169ZM177 107H179V106H177ZM53 108V107H52ZM60 108V107H59ZM124 108V107H123ZM167 109V110H165V109ZM171 108V107H170ZM9 109V108H8ZM46 109V110H45ZM53 109H55V108H53ZM72 109V108H71ZM75 109V108H74ZM73 109V110H74ZM173 109V108H172ZM181 109V108H180ZM68 110V109H67ZM73 110H72V112H73ZM79 110V111H80ZM130 110V109H129ZM6 111V110H5ZM60 111H61V108H60ZM169 111H171V112H173L174 114L172 115V113L171 114H169L170 112ZM4 112V111H3ZM77 112V110L76 111H74V113H76ZM80 112V113H81ZM124 112V111H123ZM179 112H182V111H179ZM42 113V114H43ZM52 113V112H51ZM50 113V114H51ZM54 113H55V111H54ZM61 113V112H60ZM58 114L57 113V115L56 116H53L55 119H52V120H55V121H52V123L53 122H55L56 123V126H58L57 125V123H60V125H59V128H61V129H65V131H64V133L67 131H69L68 132V134L70 135V137H71V140H70V142H75V143H77V146H78V148H77V150L76 149H73V150H76V151H73V152H77L78 154H77V156H79L80 155V159H81V161L77 164V165H75V166H77V168H78V170H76L75 172H77L76 173V175L75 176H73V174L72 175H70L71 177H72V180L70 181L71 182V186L73 187V188H76V189H78V190H81V192L82 191H84V193L86 192L88 195H90L91 196V202H96V201H98V199H99V196H98V194L97 195H94L93 193L95 192V190H94V188L96 187V185L97 184H101V182H104V180L108 177V174L109 173H111L112 172V175H113V171L114 170H116L117 168H118V164L117 163H115L116 161H115V157L118 155H116V151L115 150H117V149H114V147L116 146L115 144V146L114 145H112V146H114V147H111V143H110V140L107 142V140H108V137H110L112 134H113V132L111 131V132H108V133H112V134H110V136H109V134H106V135H108V137H107V139H105L104 141H101V139H102V137H101V139H100V143H98V142H95V140H93L92 139V137H90V136H92L90 133V136H86L85 134H83V132H82V130H80V129H78L77 127L76 128H74V125H73V127H71L70 126V124L72 125V123L71 122H69V119L67 120L65 117H64V115H62V114ZM131 113V112H130ZM138 113V114H139ZM31 114V113H30ZM78 114V113H77ZM82 114V113H81ZM132 114V113H131ZM133 114H134V111H133ZM136 114V113H135ZM189 114V113H188ZM207 114V113H206ZM209 114V113H208ZM214 114V113H213ZM225 114V113H224ZM47 115H49V114H47ZM76 115V114H75ZM79 115V114H78ZM180 115V114H179ZM196 115V114H195ZM73 116V115H72ZM87 116V115H86ZM209 116V115H208ZM18 117V116H17ZM32 117H34V116H32ZM81 117V116H80ZM119 117V116H118ZM181 117H182V115H181ZM190 117V116H189ZM38 118V117H37ZM47 118H49L48 116H47ZM82 118V117H81ZM87 118H89V116L87 117ZM129 118V117H128ZM146 118V117H145ZM188 118V117H187ZM184 118V121H183V119H182V122H176V123H173V124H175V125H177V126H175V128L173 127L171 130H169L168 132H166V125L167 124H169V123H163V125H164V127H162V129H161V131H160V129H159V133L160 134H158V135H160V136H164V135H166V137L168 138V139H166V141L168 142V145H167V143L164 145V142H163V145L165 146V148H163V149H166V151H169L168 152V154H169V156H167V157H165V159L163 160L160 156H159V158L160 159H162V161H163V163H164V165H166L167 167H168V169H170V171L168 172V173H171L172 175H173V178L176 176V175H180V173L184 170V167H186V168H191L192 170H195V168L198 170L199 168H197V166L199 165V160H198V155L196 156L195 155V157H193V155H192V153H190V155L193 157V158H190V159H188V158H186L187 156H185V155H187V154H189V151L191 150V139H192V136H194V135H192L191 136V138H189V139H185V142H178L179 140H180V138H179V140L177 139V134L179 133V132H182L184 129L181 127V125L183 124V125H188V123H190L191 122V119H192V117H190V118ZM200 118V117H199ZM198 118V119H199ZM221 118V117H220ZM7 119V118H6ZM5 119V120H6ZM16 119H18V118H16ZM36 119V118H35ZM117 119V118H116ZM136 119H137V117H136ZM176 119V118H175ZM174 119V120H175ZM258 119V118H257ZM9 120H11V119H9ZM29 120H30V118H29ZM34 120V119H33ZM40 120V119H39ZM49 120V119H48ZM48 120H47V122H48ZM71 120V119H70ZM79 120V119H78ZM86 120V119H85ZM97 120V125H95V126H98V123L100 124V122H98V119H96ZM140 120V119H139ZM138 120V121H139ZM172 120V118L170 119V121ZM228 120V119H227ZM19 121V120H18ZM31 121V120H30ZM43 121V120H42ZM41 121V122H42ZM56 121H58V122H56ZM77 121V120H76ZM84 121V120H83ZM89 121H91V119L89 120ZM95 121V120H94ZM103 121H105V120H102L101 122H103ZM112 122L114 121H116L115 119H114V117H113V120H111ZM111 121H109V122H111ZM162 121V122H163ZM201 121V120H200ZM213 121V120H212ZM258 121V120H257ZM34 122V121H33ZM82 122V121H81ZM86 122V121H85ZM107 122V121H106ZM111 122V123H112ZM114 122H113V125H114ZM126 122V121H125ZM128 122V121H127ZM172 122L173 121H171V124H172ZM252 122V121H251ZM21 123V122H20ZM30 123V122H29ZM40 122H38V124H39ZM43 123V122H42ZM41 123V124H42ZM52 123H51V125H52ZM74 123V122H73ZM90 123V122H89ZM91 123H93V121L91 122ZM104 123V122H103ZM110 123V124H111ZM118 123H119V121H118ZM161 123V122H160ZM182 123V124H181ZM199 123V122H198ZM203 123V122H202ZM201 123V124H202ZM221 123V122H220ZM227 123V122H226ZM257 123V122H256ZM9 124H10V121H6L5 122V125L0 129L1 131L0 132H3V130H5V133L7 132V137H13V136H15V137H18V135H15V131H14V128H13V130L10 128V126H9ZM36 124V123H35ZM37 124V125H38ZM54 124V123H53ZM87 124V123H86ZM94 124V123H93ZM96 124V123H95ZM102 124V123H101ZM100 124V130H101V126L103 125H101ZM105 125H107L108 124V122H107V124L106 123H104ZM110 124H108V126L110 127L111 125ZM117 124V123H116ZM141 124V123H140ZM230 124V123H229ZM23 125V124H22ZM30 125L31 124H28L27 126H24V127H21L22 128V132H26V131H28L29 132V130H31V132H29V134L31 133V135H32V133L34 132L33 131V127H30ZM47 125H49L50 126V124H47ZM112 125V126H113ZM119 125V124H118ZM224 126L222 127V131H223V133H225L227 136H226V138H228L227 140H230L231 142H233L232 140L234 139L233 138V133L232 132H228L227 130L228 129H226V127L228 128V126H226L225 124H223ZM239 125V124H238ZM237 125V126H238ZM257 125H259V124H257ZM261 125V124H260ZM44 126H45V123H44ZM52 126H54L53 127V129L56 127L55 126V124L54 125H52ZM61 126V127H60ZM112 126L110 127V128H112ZM114 126H116L117 127V125H114ZM123 126V125H122ZM141 126V125H140ZM191 126V125H190ZM226 126V127H225ZM47 127V126H46ZM46 127H45V129H46ZM103 127H104V125H103ZM146 127V126H145ZM168 127V126H167ZM185 127H188V126H185ZM202 127V126H201ZM19 128V127H18ZM20 128V129H21ZM31 128V129H30ZM38 128V127H37ZM42 128V127H41ZM49 127H47V129H48ZM52 128V127H51ZM57 128V127H56ZM92 128V127H91ZM97 128V127H96ZM95 127H94V129H96ZM109 128V129H110ZM119 128V127H118ZM136 128V127H135ZM169 128V127H168ZM170 128H171V126H170ZM192 128V127H191ZM199 128V127H198ZM221 128V127H220ZM230 128V127H229ZM251 128V127H250ZM98 129H99V127H98ZM108 129V131H110ZM113 129V128H112ZM117 129V128H116ZM120 129V128H119ZM147 129V128H146ZM158 129V128H157ZM194 129V128H193ZM234 129V128H233ZM245 129V128H244ZM262 129V128H261ZM17 130V129H16ZM81 132H80V131ZM104 130H105V128H104ZM103 129H102V131L103 132H107V129L104 131ZM127 130H128V128H127ZM48 131H50V135H52L51 134V132H52V129L51 130H49L48 129ZM54 131V130H53ZM56 131V130H55ZM59 130H57V133L59 134L60 132H58ZM61 131V130H60ZM119 131V130H118ZM156 131H158V130H156ZM231 131V130H230ZM240 131V130H239ZM261 131V130H260ZM19 132H20V130H19ZM19 132H17V133H19ZM44 132V131H43ZM62 132V135L64 134L63 133V131H61ZM66 132V133H67ZM97 132H99V131H97ZM140 132V131H139ZM147 132V131H146ZM247 132V131H246ZM262 132V131H261ZM52 133H54V132H52ZM57 133H55V136H57L58 134ZM88 133V132H87ZM100 133V132H99ZM115 133V132H114ZM121 133H122V131H121ZM121 133H118L119 134V139H118V141H124L125 143H129V142H126V140H120V138H122V137H124L123 135H122V137H121ZM138 133V132H137ZM141 133V132H140ZM143 133V132H142ZM184 133H185V131H184ZM206 133H207V131H206ZM222 133V134H223ZM237 133V132H236ZM244 133V132H243ZM252 133V132H251ZM20 134H22L21 132L19 133V137H20ZM68 134H65V138L66 137H68L69 135ZM101 134V133H100ZM127 133H125V135H126ZM156 134V133H155ZM245 134V133H244ZM247 134V133H246ZM2 135H3V133H2ZM1 135V136H2ZM10 135V136H9ZM46 135V134H45ZM49 135V134H48ZM68 135V136H67ZM103 135V134H102ZM105 135V134H104ZM114 135V134H113ZM112 135V136H113ZM115 135H116V133H115ZM136 135V134H135ZM143 135V134H142ZM189 134L187 133V136H188ZM199 135H200V138H201V144H202V154H203V156L201 157L202 159L200 160V161H204L205 163L204 164H206V167H207V169H208V183H209V185H210V187H211V189L213 190V193H214V195H213V200H215V203H216V208H215V210H216V218H217V221L215 220V224L217 223V225H215L216 227V229H214V228H212V230L210 229L211 228V226L209 227V231L207 232L204 228H205V225L207 226V224H203V226H202V222L203 221H205V219H206V215H207V217H210V216H208V213H209V210L211 209V204L213 203H211V199L209 198V196H207L208 194V189L205 191L204 190V187L202 188V186H204L203 184H205V183H202V179H201V182L200 181H198V179H197V177H198V175H199V173H200V171H197V172H199L198 173V175L197 176H190V177H187L186 175V177L184 178L183 176V178L184 179H182L183 181L182 182H180V184L181 185H183L182 187H181V185H180V187H181V191H179V189L180 188H177V187H179L178 186V184H176L177 185V189H178V191H179V193L181 192L182 193V195L183 194H185V195H183L184 196V198L185 197H187V199L189 200V202L191 203V211L193 212V211H195V212H197L198 210H199V212H197V213H200V211H201V213L200 214H202V211H205L204 213H205V219L204 218H202L203 217V215H201L202 217V219H203V221L200 223V224H197L198 222V220L196 221L195 220V218L194 217H196V215L193 217V215H192V217L191 218H194V220L197 222H195V221H192L193 223H195L196 224V226H198L199 225V227H200V225H201V227L199 228V229H197L196 227V231L197 230H200V231H202V232H204L205 231V233H207V234H205V233H203L205 236H206V238H207V236L210 238V242H211V245H213L215 242V240H216V238L218 239V238H220L219 240L221 241V245H220V247H219V245H218V243L216 242V244L218 245V247H219V249L217 250L216 249V251H214V249H213V251L214 252H216L215 254H213L212 252H211V250L209 249V248H207L208 250V252H211L213 255H214V257L215 258H218V257H221L222 256V254L224 253V249H225V253H226V258H225V260L224 261H222V259H221V263H218V264H254V261H253V253H252V251H251V247L250 248H248V247H246V246H244L243 244V242L242 241H244V240H242V236H243V225H244V221H243V219L244 218H242V216H241V218H242V220H240V221H237V219H236V208H235V206L232 204V203H229V204H227V202H225V200L222 198V196L223 195H221V192H220V188L218 187V186H216L217 184H216V181L214 180V178H215V174L212 172L213 171V157H215L214 155H215V147L213 146V143H211V141H209L208 139H207V135L205 134V130H204V128H201L200 129V131H199ZM0 136V137H1ZM28 136V134L26 133V137ZM34 136V135H33ZM42 136V135H41ZM53 136H54V134H53ZM60 135H58V137H59ZM111 136V137H112ZM127 136V135H126ZM138 136H141V135H138ZM148 136V134H146V137ZM149 136H151V135H149ZM179 136V135H178ZM186 136V135H185ZM190 136V135H189ZM188 136V137H189ZM239 136V135H238ZM3 137V136H2ZM36 137V136H35ZM38 137V136H37ZM44 137H48V136H44ZM43 137V138H44ZM51 137V136H50ZM64 137H62V138H64ZM144 137V136H143ZM155 137H157V136H155ZM159 137V136H158ZM157 137V138H158ZM187 137V138H188ZM249 137V136H248ZM29 138H31V137H29ZM34 138V137H33ZM42 138V137H41ZM42 138V139H43ZM56 138V137H55ZM93 138H94V136H93ZM104 138V137H103ZM113 138H115V136H113ZM152 138H153V136H152ZM160 138V137H159ZM158 138V140H162L161 138L159 139ZM4 139V138H3ZM23 139V138H22ZM41 139V141H43ZM44 139H47V138H44ZM112 139V138H111ZM116 139V138H115ZM144 139H146V138H144ZM182 139V138H181ZM238 139V138H237ZM250 139H252V138H250ZM256 139V138H255ZM11 140V139H10ZM25 140V139H24ZM27 140V139H26ZM48 140L50 141V139L48 138ZM52 140L54 141V139L52 138ZM59 140H60V138H59ZM141 140V139H140ZM147 140H150V139H148V137H147ZM152 140V139H151ZM154 140V139H153ZM236 140V139H235ZM4 141V140H3ZM46 141V140H45ZM44 141V143H46ZM49 141H47L48 143V146H49ZM98 141V140H97ZM114 141V140H113ZM117 141V140H116ZM128 141V140H127ZM142 141V140H141ZM230 141H229V143H230ZM1 142V144L3 143L2 141H0ZM11 142H14L13 141V138H12V141ZM19 142H20V140H19ZM30 142V139L28 140V142L27 143H29ZM40 142V141H39ZM55 142H56V140H55ZM57 142H59L58 140H57ZM73 142H72V144H73ZM159 142V141H158ZM193 143H194V140L192 141ZM26 143V142H25ZM27 143H26V148H27ZM34 143V142H33ZM38 143V142H37ZM42 143L43 142H41V148H42V146H43V159H49L50 158V160H51V158L53 159V158H55L54 160L55 161H53V163H54V165L56 164V168H57V171H59V175H58V177H57V179H56V181L58 180V182H56V181H54L53 183H51L50 185H48L47 186V192H48V195L50 196V203L49 202H46V200L47 199H44V198H46L47 197V194L46 193H44V194H46V196H44L43 195V192L41 193V195H38L39 196V205H38V207L37 208H33V207H35L36 206V203L35 204H32L33 205V210H34V217L35 218H37V216H38V214L40 213V212H44V213H46V215H49L51 218H50V221L48 220H43V223H40V221H41V219H40V221H39V223H35L34 224V221H33V224L34 225H38V226H40L41 227V229L40 230H42V229H44V233L46 234V232L49 230V232H50V230H52L53 228V236H51V237H53L54 238V236L56 235V233L58 234V232L60 231L59 229H57L58 227L61 229L62 227H64L65 225H67L66 223V221L67 220H69V219H67V220H65L64 219V216L65 215H67L68 213H70V212H72V211H76L77 213L78 212H80V210H81V207H83L84 205H85V201L83 200V199H80V200H78L76 203H71V204H69V197H70V191L69 192H67V189L63 186V181H64V177L66 176V168H65V166H64V169H63V165H64V162H63V164H62V161H61V159L60 160H57V158H58V154L56 155V152L54 151V150H45V147H44V143H43V145H42ZM52 143V142H51ZM62 143V142H61ZM61 143H59L60 145H61ZM119 143H121V142H119ZM140 143V142H139ZM142 143V142H141ZM144 143V142H143ZM149 143V142H148ZM235 143H236V141H235ZM255 143V142H254ZM259 143V142H258ZM0 144V145H1ZM56 144V143H55ZM58 144V143H57ZM56 144V145H57ZM58 144V146H60ZM110 144V145H109ZM153 144V143H152ZM160 144H161V141H160ZM230 144H232V143H230ZM4 145V144H3ZM3 145H2V147H3ZM13 145V143L11 144V146ZM16 145V144H15ZM55 145V146H56ZM65 145V144H64ZM74 145V144H73ZM126 145V144H125ZM156 145V144H155ZM158 145V144H157ZM236 145V144H235ZM239 145V144H238ZM23 146H25V145H23ZM23 146H22V149H23ZM30 146H31V144H30ZM40 146V145H39ZM51 146V145H50ZM54 146V145H53ZM76 146V145H75ZM139 146V145H138ZM163 146V147H164ZM231 146H233V145H230V147ZM14 147V146H13ZM13 147H11V149L13 148ZM16 147V146H15ZM74 147V146H73ZM147 147V146H146ZM157 147V146H156ZM234 147V152H235V156H236V158L238 159L237 161L240 163V166H245L244 165V161H243V154H241V152H242V149L240 150V147H237V146H233ZM47 148V147H46ZM51 148V147H50ZM53 148V147H52ZM59 148V147H58ZM62 148V147H61ZM64 148V147H63ZM61 149V151L63 150V153L64 154H66V149ZM116 148H118V147H116ZM129 148H131V147H129ZM159 148V151H158V154L157 155H161V154H159V153H161L162 151L160 150V147H158ZM161 148H162V145H161ZM1 149V148H0ZM17 149V148H16ZM24 149H25V147H24ZM23 149V152H21V153H19V155H21V156H24L25 157V155H27V154H29V153H26L25 151H26V149L24 150ZM27 149H29V148H27ZM31 149H32V146H31ZM39 149H40V147H39ZM137 149V148H136ZM135 149V150H136ZM148 149V148H147ZM168 149V150H167ZM190 149V150H189ZM20 150V149H19ZM35 150V149H34ZM134 150V149H133ZM154 150V149H153ZM221 150V149H220ZM21 151V150H20ZM28 151V150H27ZM31 151H33V149L31 150ZM30 151V153H32ZM71 151H72V149H71ZM131 151H132V148H131ZM196 151V150H195ZM201 151V150H200ZM241 151V152H240ZM4 152V148H3V151H2V153ZM15 152V151H14ZM55 152V154L53 155L52 153H54ZM60 152V151H59ZM134 152V151H133ZM193 152V151H192ZM125 153V152H124ZM138 153V152H137ZM255 153V152H254ZM49 154L52 156H49ZM196 154H197V152H196ZM264 154V153H263ZM30 155V154H29ZM62 155V154H61ZM70 155V154H69ZM126 155V154H125ZM166 155H167V153H166ZM233 155H234V153H233ZM260 155V154H259ZM21 156H20V159H21ZM35 156V155H34ZM53 156H55V157H53ZM67 156V155H66ZM65 156V157H66ZM133 156V155H132ZM162 156V155H161ZM190 156V157H191ZM245 156V155H244ZM19 157V156H18ZM28 157V156H27ZM118 157V156H117ZM127 157V156H126ZM156 157V156H155ZM200 157V156H199ZM32 158V157H31ZM71 158V157H70ZM75 158H77V157H75ZM135 158V157H134ZM158 158V157H157ZM254 158V157H253ZM264 158V157H263ZM6 159H7V157H6ZM5 159V160H6ZM10 159V158H9ZM22 159H25V158H22ZM122 159V158H121ZM128 159V158H127ZM19 160V159H18ZM17 160V161H18ZM26 160H28V159H25V161ZM29 160H30V158H29ZM40 159H38V161H39ZM42 160V159H41ZM64 160V159H63ZM156 160V159H155ZM228 160V159H227ZM25 161H23V162H25ZM31 161H33V159L31 160ZM31 161H27V162H25L24 163V167L25 168H29L30 169V163H32ZM162 161L160 162V163H162ZM223 161V160H222ZM226 161V160H225ZM117 162H119V160L117 161ZM199 162V163H198ZM17 163V162H16ZM19 163V162H18ZM35 163V162H34ZM39 163V162H38ZM52 163V164H53ZM216 163V162H215ZM7 164V163H6ZM43 164V163H42ZM72 164V163H71ZM120 164V163H119ZM198 164V165H197ZM17 165V164H16ZM31 165H33V164H31ZM39 165H41V164H38V166ZM116 165H117V167H116ZM162 165V164H161ZM201 165V164H200ZM262 165V164H261ZM1 166V165H0ZM19 166V165H18ZM154 166V165H153ZM43 167V166H42ZM156 168H157V165L155 166ZM160 167V166H159ZM262 167L264 168V160H263V165H262ZM23 168V167H22ZM33 168V167H32ZM34 168H35V164H34ZM49 168V167H48ZM53 168V167H52ZM74 168V167H73ZM76 168V167H75ZM163 168V167H162ZM185 168V169H186ZM16 169V168H15ZM21 169V168H20ZM19 169V170H20ZM28 169V170H29ZM118 169H120V168H118ZM251 169V168H250ZM14 170V169H13ZM13 170H12V172H13ZM32 170V169H31ZM73 170V169H72ZM161 170V169H160ZM164 170V169H163ZM188 170V169H187ZM200 170V169H199ZM30 171V170H29ZM39 171V170H38ZM53 171V170H52ZM157 171V170H156ZM168 171V170H167ZM9 172V171H8ZM17 172V171H16ZM27 172V171H26ZM48 172V171H47ZM66 172V173H65ZM136 172H137V170H136ZM135 172V168L132 166V165H130V166H126V168H125V170H124V172H123V175L120 177V180H118V182L117 183H115L114 184V182H112V186H108V188L102 193L101 191V193H102V200H104V201H102V204L103 205H101L102 207H103V217L101 218L102 219V222L105 224V225H107L108 223H114V220L118 217V216H121V212L124 210V209H127V211H129L131 214H132V216L133 215H135L134 217H135V223L137 222V223H139V225H141V223H143L142 225V228H140L141 230H133L132 231V229L131 230H127V228H126V230H125V235L126 236H128V237H126V238H130V240H131V238L133 237V239H134V236H136V238H138L137 236L138 235H141L140 237H141V239L143 240V238H142V234L143 235H145V238H146V241H145V243H146V246H145V248H144V250H146V248H148V247H150L151 246V244L153 243L154 244V242H152V236H153V230H152V226L150 227V225H149V223H146V221L148 220V218H146L147 216H144V214H143V212L147 209L146 207V209L142 212V213H140V211L139 212H137L138 210H140V206H141V208L143 209V206L142 205H140V202H139V192H138V179H140V176H138L139 174L138 173H136ZM143 172V171H142ZM155 172V171H154ZM164 172V171H163ZM186 172V171H185ZM196 172V173H197ZM226 172V171H225ZM231 172V177H228V181H229V183H230V185H231V187L233 188V190H234V192L237 194V198H238V201L241 203V204H246V197H245V194H244V192H243V190H242V187H241V183H240V181H239V179L236 177V172H235V170H232V171H230ZM21 173V172H20ZM54 173V172H53ZM71 173V172H70ZM70 173H68V174H70ZM72 173H73V171H72ZM140 173V172H139ZM195 173V172H194ZM6 174H7V172H6ZM38 174V173H37ZM45 174V173H44ZM47 174V173H46ZM119 174V173H118ZM138 174V175H137ZM143 174V173H142ZM151 174V173H150ZM160 175H161V173H159ZM164 174H166V173H164ZM163 174V175H164ZM182 174V173H181ZM185 174H187L188 175V173H185ZM264 174V173H263ZM8 175V174H7ZM27 175V174H26ZM156 175V174H155ZM168 175V174H167ZM182 175H184V174H182ZM226 175V174H225ZM1 176V175H0ZM6 176V175H5ZM9 176V175H8ZM24 176V175H23ZM29 176H30V173H29ZM37 176V175H36ZM41 176H42V174H41ZM70 176H68V177H70ZM117 176H119V175H117ZM141 176H143V175H141ZM165 176V175H164ZM11 177V176H10ZM16 177V176H15ZM40 177V176H39ZM43 177V176H42ZM41 177V178H42ZM155 177H157V175L155 176ZM200 177L201 176H199V179H200ZM250 177V176H249ZM2 179H3V176L1 177ZM0 178V179H1ZM14 178V177H13ZM24 178V177H23ZM33 178H34V176H33ZM37 178V177H36ZM35 178V179H36ZM47 178V177H46ZM53 178H55V177H53ZM154 178V177H153ZM160 178H161V176H160ZM159 178V179H160ZM165 178V177H164ZM164 178H163V181H165L164 180ZM179 178H181V177H179ZM179 178H178V180H179ZM227 178V177H226ZM2 179H1V181H2ZM9 179V178H8ZM12 179V178H11ZM19 179V178H18ZM34 179V180H35ZM71 179V178H70ZM152 179V178H151ZM166 179V178H165ZM204 179V178H203ZM206 179V178H205ZM50 180V179H49ZM53 180V179H52ZM55 180V179H54ZM65 180H66V178H65ZM155 180V179H154ZM156 180H157V178H156ZM162 180V179H161ZM173 180V179H172ZM177 180V179H176ZM241 180V179H240ZM0 181V221H2V222H0V223H4L5 225L6 224H8V226L7 227H5V228H7L6 230L8 231H6L7 233H8V237H10V239H12V240H14V242H15V249L18 251V250H22V252L21 253H25L26 254V250L27 251H34V250H36V248L40 245L39 244V242H38V244H36V242H34L33 243V241L31 240V238L29 239V241H27L26 239L24 240V238L26 237H24V236H22V234L20 233V231L22 230L21 228H22V226L24 227V225H25V223H27V222H31L30 220L29 221H27V222H25V223H23L24 221V219L23 218H21V219H23V220H21V222H19L18 220V222L20 223V226L19 225H17V224H15V223H13L14 222V218L16 217H13L14 215V210L12 209L13 208V206H11L10 208L13 210V216H11V217H13V219L9 216V213L11 212L10 210H9V205L8 204H10V203H7L6 205H5V203H6V199L8 198V194H9V189H7L6 187V184L7 183H5L4 181H5V179H3V182H1ZM14 181V180H13ZM17 181H19V180H17ZM36 181H37V179H36ZM38 181H40V180H38ZM107 181V180H106ZM105 181V182H106ZM113 181V180H112ZM143 181V180H142ZM162 181V182H163ZM174 181V180H173ZM10 182V181H9ZM12 182V181H11ZM33 182V181H32ZM48 182V181H47ZM66 182V181H65ZM152 182H153V179H152ZM156 182H158V180L156 181ZM13 183V182H12ZM183 183V184H182ZM208 183H207V185H208ZM9 184V183H8ZM47 184V183H46ZM148 184V183H147ZM162 184V183H161ZM170 184V183H169ZM172 184H174V182L173 183H171V185ZM202 184V185H201ZM12 185V184H11ZM31 185V180H30V178H28V177H26V178H24L23 179V182L21 183V185H20V187H22L23 189H25L24 191H26L27 189H28V187ZM66 185V184H65ZM140 185V184H139ZM150 185V184H149ZM156 185H158V184H156ZM155 185V186H156ZM160 185V184H159ZM158 185V186H159ZM19 186V184H15V186L13 187L14 188V191L13 192H15V195H14V197H13V199H12V205L14 204L15 205V203H16V201L18 200V196H19V192H20V187H18ZM36 186V185H35ZM40 186V185H39ZM43 186H45V185H43ZM63 186V187H62ZM153 187V188H158L159 189V187ZM161 186V185H160ZM166 186V185H165ZM169 187H168V191H174V189H175V185H173L174 186V189L172 188V186H170V185H168ZM197 186H199V187H197ZM46 187V186H45ZM99 187V186H98ZM101 187V186H100ZM162 187V186H161ZM210 187H209V189H210ZM250 187V186H249ZM43 188V187H42ZM170 188H171V190H170ZM206 188V187H205ZM261 188V187H260ZM35 189V188H34ZM39 189H41L40 187L38 188V190ZM119 190V191H116V190ZM162 189V188H161ZM164 189H166V188H164ZM195 189H197L198 190V193L196 194V192H195ZM244 189V188H243ZM248 189V188H247ZM250 189H251V187H250ZM42 190V189H41ZM97 190V189H96ZM155 190V189H154ZM176 190V189H175ZM23 191V192H24ZM34 191V190H33ZM40 191V190H39ZM42 191H44V189L42 190ZM115 191L116 192H119V193H123L124 194V196L126 195V197L127 198H125V199H123L122 198V200L121 199H119L120 197H116L117 196V194H115ZM141 191V190H140ZM152 191V190H151ZM156 191H158V190H156ZM162 191V190H161ZM177 191V190H176ZM178 191H177V193H178ZM183 191H184V193H183ZM253 191V190H252ZM11 192V191H10ZM12 192V193H13ZM21 192H22V190H21ZM45 192H46V188H45ZM93 192V193H92ZM165 192V191H164ZM164 192H163V195H164ZM166 192H167V190H166ZM11 193V194H12ZM79 193H80V191H79ZM86 193H85V195H86ZM100 193V194H101ZM157 193V192H156ZM160 192H158V194H159ZM172 193H174V192H172ZM177 193H175V196H174V199L172 198V199H170V201H169V205L171 206V208L173 209V210H175L176 212L179 210V208H181V206L185 203V205L187 204L186 203V201L181 205L180 203H179V200L181 201V198H179L178 196V198H175L176 197V195H178ZM180 193V194H181ZM252 193V192H251ZM37 194V193H36ZM38 194H39V192H38ZM70 194V195H69ZM78 194V193H77ZM96 194V193H95ZM166 194V193H165ZM170 194V193H169ZM169 194H166V197H167V195H169ZM209 194H211L210 192H209ZM84 195V194H83ZM82 195V197H84ZM155 195V194H154ZM161 195V194H160ZM171 195V194H170ZM169 195V196H170ZM172 195H174V194H172ZM253 195V194H252ZM32 196V195H31ZM35 196V198L34 199H36L37 200V195H34ZM43 196H44V198H43ZM69 196V197H68ZM90 196H88V197H90ZM121 196H123V195H121ZM157 196H159V195H157ZM259 196V195H258ZM10 197V196H9ZM68 197V198H67ZM72 197V196H71ZM77 197V196H76ZM85 197H87V195L85 196ZM161 197V196H160ZM164 197H165V195H164ZM163 197V198H164ZM171 197V196H170ZM182 197V196H181ZM198 197V198H197ZM212 197V196H211ZM79 198H81V197H79ZM143 198V197H142ZM158 198V197H157ZM156 198V199H157ZM162 198V197H161ZM183 198V199H184ZM72 199V198H71ZM85 199V198H84ZM167 199V198H166ZM179 199V200H178ZM186 199V200H187ZM198 199L200 200V201H198ZM89 200H90V198H89ZM164 200V199H163ZM185 200V199H184ZM184 200H182V201H184ZM8 201V200H7ZM34 201V200H33ZM126 201V202H125ZM18 202H19V200H18ZM99 202V201H98ZM97 202V203H98ZM159 202V201H158ZM167 202V201H166ZM29 203V202H28ZM97 203H96V205H97ZM164 203V202H163ZM10 204V205H11ZM38 204V203H37ZM53 204V207L52 206H50V205H52ZM87 204V203H86ZM145 204V203H144ZM18 205V204H17ZM99 205H100V203H99ZM99 205H98V207H99ZM165 205V204H164ZM181 205V206H180ZM188 205V204H187ZM16 206V205H15ZM14 206V207H15ZM90 204H89V208L88 209H90ZM94 206V205H93ZM92 206V207H93ZM100 206V207H101ZM163 206V205H162ZM184 206V205H183ZM214 206V205H213ZM85 207V206H84ZM84 207H83V209H84ZM97 207V208H98ZM99 207V208H100ZM86 208V209H87ZM99 208H98V211H99ZM185 208H186V206H185ZM15 209V208H14ZM159 209H160V207H159ZM201 209V210H200ZM213 209V208H212ZM238 209V208H237ZM31 210V209H30ZM85 210V209H84ZM83 210V211H84ZM165 210V209H164ZM187 210V209H186ZM185 210V211H186ZM8 211H10L9 213H8ZM49 212V214H47V212ZM86 211V210H85ZM96 211V210H95ZM97 211V212H98ZM101 211V210H100ZM99 211V212H100ZM127 211H126V213H127ZM181 212H182V209L180 210ZM185 211L183 212V213H185ZM189 211V210H188ZM191 211H189V213L191 212ZM75 212V213H76ZM93 212H94V210H93ZM98 212V213H99ZM125 212V211H124ZM159 212H161V211H159ZM210 212H212V210L210 211ZM21 213H22V211H21ZM31 213V212H30ZM84 213L85 212H83V213H80L81 215H79V213H78V220H74V222L75 223H73V224H70V225H67V228H66V232H68L69 233V231L68 230H74V229H81V230H83V233H86V234H83L82 233V235H84L85 237H88L89 235H91L92 236V234H94V235H96V233H94V232H90L93 228H94V226H95V221L94 220H96V219H92V217L90 216V217H85V215H84ZM88 213V212H87ZM91 213H92V211H91ZM97 213V214H98ZM100 213H102V211L100 212ZM152 213V212H151ZM162 213V212H161ZM179 213V212H178ZM178 213H175V214H177L178 216H179V214ZM8 214V215H7ZM18 214V213H17ZM20 214V213H19ZM22 214H24V213H22ZM26 214V213H25ZM42 214V213H41ZM86 214V213H85ZM96 214V215H97ZM159 214V213H158ZM174 214V213H173ZM192 214V213H191ZM211 214V213H210ZM214 214V213H213ZM11 215V214H10ZM16 215V214H15ZM21 215V214H20ZM33 215H31V217L33 216ZM69 215V214H68ZM70 215H72V214H70ZM77 215V214H76ZM76 215H75V217H76ZM167 215V214H166ZM186 215H187V220H188V212L186 213ZM250 215L252 216V211L250 212ZM10 217L12 220H13V222L11 221V220H7L6 221V217ZM17 216H19V215H17ZM26 216H27V214H26ZM95 216V215H94ZM98 216V215H97ZM102 216V215H101ZM124 216V215H123ZM129 216H130V214H129ZM163 216V215H162ZM164 216H165V214H164ZM173 216V215H172ZM172 216H171V218H172ZM180 216H182L181 214H180ZM185 216V215H184ZM197 216H199L200 217V215H197ZM239 216V215H238ZM19 217H21V216H19ZM40 217V216H39ZM63 217V218H62ZM72 218L74 217L73 215L71 216ZM125 217V216H124ZM124 217H122V218H124ZM183 217V216H182ZM18 218V217H17ZM33 218V217H32ZM66 218V217H65ZM68 218H70V217H68ZM71 218V219H72ZM121 218V219H122ZM127 219H128V221H129V218L128 217H126ZM166 218H168V217H166ZM176 218V217H175ZM185 219H186V217H184ZM198 218V217H197ZM196 218V219H197ZM211 218H212V220H211ZM213 218H215L214 216L213 217H210V218H208L209 220H211V221H213V223H214V220H213ZM9 219V218H8ZM38 219V220H39ZM62 219H64L65 220V222H63V223H65L64 225H63V223H62ZM100 219V218H99ZM126 219V220H127ZM133 219V218H132ZM147 219V220H146ZM169 219V218H168ZM225 219H228L227 220V225H224V220ZM264 219V218H263ZM15 220H16V218H15ZM37 220V219H36ZM38 220H37V222H38ZM63 220V221H64ZM73 220V219H72ZM123 220V219H122ZM125 220V219H124ZM124 220H123V222H124ZM163 220V219H162ZM162 220H161V222L159 223V229L162 231V233H163V231L165 232V223H167V222H165V223H162ZM177 220V219H176ZM182 220V219H181ZM208 220V221H209ZM71 221V220H70ZM70 221H69V223H70ZM99 221V220H98ZM117 221V220H116ZM130 221L132 222V220H131V218H130ZM129 221V222H130ZM177 221H180V219L179 220H177ZM119 222V221H118ZM122 222V221H121ZM134 222H132V223H134ZM147 222H149V221H147ZM164 222V221H163ZM170 222H171V220H170ZM181 222V226L179 225V224H177L178 226L177 227H179V228H177V230L179 229L180 230V228L181 227H184V226H182L183 224L182 223H184L185 221H180ZM179 222V223H180ZM187 222V221H186ZM192 222H191V224H192ZM206 222V221H205ZM225 222H226V220H225ZM97 223V222H96ZM211 223V222H210ZM24 224V225H23ZM31 224V223H30ZM32 224V225H33ZM99 224V223H98ZM126 224V223H125ZM148 224V225H147ZM167 224H169V222L167 223ZM209 224V223H208ZM22 225V226H21ZM27 225V224H26ZM25 225V226H26ZM31 225V226H32ZM61 225H63L62 227H60ZM76 227H75V226ZM97 225V224H96ZM110 225V224H109ZM108 225V227H111V226H109ZM127 225V224H126ZM135 225H137V224H135ZM137 226V227H140V226ZM189 225V224H188ZM210 225V224H209ZM208 225V226H209ZM211 225H213L214 226V224H212L211 223ZM31 226H29V228L31 227ZM73 226H74V228H73ZM99 227H100V224L98 225ZM102 226V225H101ZM130 226V225H129ZM132 226V225H131ZM130 226V227H131ZM191 226V225H190ZM212 226V227H213ZM1 227V226H0ZM3 227V226H2ZM1 227V228H2ZM27 227V226H26ZM37 227V226H36ZM40 227H37V228H40ZM97 227V226H96ZM135 227V226H134ZM137 227H136V229H137ZM189 227V226H188ZM193 227V226H192ZM28 228V227H27ZM34 228V227H33ZM32 228V229H33ZM36 228V229H37ZM98 228V227H97ZM100 228H102V227H100ZM104 228V227H103ZM133 228V227H132ZM169 228V227H168ZM171 228V227H170ZM262 228V227H261ZM260 228V229H261ZM31 229V228H30ZM56 229V230H55ZM99 229V228H98ZM112 231L114 232V234H115V232H121L122 230H124V228L120 225V224H118V223H114V225L112 226ZM172 229V228H171ZM194 229V228H193ZM201 229H203V230H201ZM24 230H26V229H24ZM38 230V229H37ZM59 230V231H58ZM62 230V229H61ZM64 230V229H63ZM62 230V231H63ZM96 230V229H95ZM174 230V229H173ZM33 231V230H32ZM46 231V232H45ZM56 231H58V232H56ZM62 231H60V233L62 232ZM80 231V230H79ZM85 231V232H84ZM93 231V230H92ZM108 231H109V229H108ZM181 231V230H180ZM185 231V230H184ZM190 231H192L193 232V230L192 229H190ZM211 231V232H210ZM261 231H262V229H261ZM3 232V231H2ZM26 232V231H25ZM28 232H30L29 230H28ZM33 232H35V231H33ZM32 232V233H33ZM48 232V233H49ZM56 232V233H55ZM64 232V231H63ZM66 232H65V234H66ZM102 232V231H101ZM111 232V231H110ZM181 232H183V231H181ZM181 232H179V233H181ZM191 232V233H192ZM197 232H199V231H197ZM5 233V232H4ZM27 233V232H26ZM52 233V232H51ZM54 233H55V235H54ZM70 233H72V232H70ZM103 233V232H102ZM101 233V234H102ZM106 233V232H105ZM167 233V232H166ZM166 233H164L163 235L165 236V234ZM174 233V232H173ZM201 233V232H200ZM200 233H198V236H199V234ZM24 234V233H23ZM73 234V236H75V237H77L76 235V233H75V235H74V233H72ZM72 234H70V235H72ZM80 234V233H79ZM104 234V233H103ZM111 234V233H110ZM121 234V233H120ZM184 234V233H183ZM189 234H190V232H189ZM47 235V234H46ZM60 235V234H59ZM63 234L61 233V235L60 236H62ZM81 235V234H80ZM87 235V236H86ZM93 235V236H94ZM108 235V234H107ZM107 235H106V238H107ZM134 235V236H133ZM170 235V234H169ZM173 237L175 236L174 234H171ZM194 235V234H193ZM192 235V236H193ZM202 235V234H201ZM201 235H200V237H201ZM3 236V235H2ZM48 236V235H47ZM69 235H67V236H65V235H63V239H62V237H60V238H54L55 240L56 239H62L63 240V242L65 243L66 241V238L65 237H68ZM83 236V237H84ZM91 236H89V237H91ZM101 235H99L98 237H100ZM104 236V235H103ZM109 236V235H108ZM111 236V235H110ZM132 236V237H131ZM168 236V235H167ZM187 236V235H186ZM24 237V238H23ZM36 237V236H35ZM50 237V236H49ZM56 237V236H55ZM74 237V238H75ZM81 237V236H80ZM85 237L83 238L84 240H85ZM144 237V236H143ZM154 237V236H153ZM176 237V236H175ZM195 236H193V239H196L197 240V238H200V237H195ZM244 237V236H243ZM2 238V237H1ZM26 238H28V237H26ZM65 238V239H64ZM73 238V237H72ZM105 238V237H104ZM111 238V237H110ZM109 238V239H110ZM122 238H125L124 236L122 237ZM125 238V239H126ZM135 238V239H136ZM180 238V237H179ZM188 238H189V236H188ZM187 238V239H188ZM205 238V239H206ZM209 238H208V240H209ZM9 239V238H8ZM41 239V238H40ZM54 239H52V240H54ZM71 238H70V236H69V239L67 238V241H69ZM88 239V238H87ZM100 240H101V237L99 238ZM102 239H103V237H102ZM108 239V238H107ZM112 239V238H111ZM110 239V240H111ZM176 239V238H175ZM187 239H186V241H187ZM201 239V238H200ZM199 239V240H200ZM205 239H203V240H205ZM245 239V238H244ZM30 240H31V242H30ZM35 240V239H34ZM41 240H43V239H41ZM50 240V239H49ZM58 241V240H56L57 241V243L58 242H62V241ZM80 240H81V238H80ZM84 240H82V241H84ZM92 238L89 240L90 242H86L87 244L85 245V249H86V251L87 252H89L90 253V255H88V256H91V254H92V259L90 258V257H88L87 256V259H90V261H92V264H105L106 262V264H116L115 262V258L113 259V258H111V256L109 255V253L111 254L112 252H110L109 250V253H107L105 250H107L108 248H107V246H108V244H106V248L104 247L105 245H100L99 243H98V241L99 240H96L95 242L92 240ZM105 240V239H104ZM104 240H103V242H104ZM142 240H141V243H142V245H144L143 244V242H142ZM154 240V239H153ZM171 240V239H170ZM189 240H190V238H189ZM203 240H201L202 242H203ZM45 241H46V239H45ZM74 241V240H73ZM85 241H87V240H85ZM105 241H107V240H105ZM112 241H114L113 239H112ZM117 241V240H116ZM123 241V240H122ZM127 241V242H126ZM128 241H129V239H127V240H125V244H126V246H127V244H128ZM139 241V243H140V239L138 240ZM137 241V242H138ZM155 241V240H154ZM217 241V240H216ZM219 241V242H220ZM226 241V246H225V242ZM246 241V240H245ZM52 242V241H51ZM55 242V241H54ZM63 242L60 244V243H58L59 245H64L63 244ZM70 242H71V248H70V246H69V244H70ZM77 242V241H76ZM76 242L74 243L75 245H77L76 244ZM102 242V243H103ZM119 242V241H118ZM133 242H135V240H133ZM174 242V241H173ZM178 242V241H177ZM200 242V241H199ZM205 242H207V240H205ZM204 242V243H205ZM209 242V241H208ZM208 242H207V244H208ZM56 243V242H55ZM98 243V244H97ZM110 243V242H109ZM112 243V242H111ZM120 243V242H119ZM160 243H163L161 240L159 241V246H158V248H159V253H160V255H161V257L163 258V259H161V260H164L163 262L165 263V264H174V261H176L175 259L173 260V258L172 257H170V256H168V252L172 255V253L170 252V251H168L166 248H168V246L165 244V246H167V247H165L164 246V243L163 244H160ZM180 243V242H179ZM243 243V244H242ZM247 242H245V245H247L246 244ZM53 244V243H52ZM66 244V243H65ZM133 244V243H132ZM176 244V243H175ZM189 244H191V245H194V247H196L197 246V248L198 249H200L202 246H201V243H199V244H197L196 243V241L195 242H193L192 240L191 241H189L188 242V245ZM207 244H205V246L207 245ZM240 244H242L241 246H244L243 248H242V250H240ZM5 245V244H4ZM38 245V246H37ZM42 245V244H41ZM40 245V246H41ZM44 245V244H43ZM49 245H50V243H49ZM58 245V246H59ZM69 246V248L70 249H72V251H73V249H76L75 247H79V245H77V246H75L74 247V245L72 246V240L71 241H69V243L68 244H66V245H64V246ZM83 245V244H82ZM119 245V244H118ZM137 245H139L138 243H137ZM141 245V246H142ZM186 245H187V243H186ZM210 245V246H211ZM2 246V245H1ZM45 246V245H44ZM51 246V245H50ZM52 246H54V245H52ZM63 246V247H64ZM67 246V247H68ZM111 245H109V247H110ZM134 246H136V245H134ZM133 246V247H134ZM154 246V245H153ZM153 246H151V248L153 247ZM176 246V245H175ZM179 246V245H178ZM205 246H203V248L205 247ZM208 246V245H207ZM206 246V247H207ZM210 246H208V247H210ZM251 246V245H250ZM13 247V246H12ZM45 247H48L47 245L45 246ZM61 246H59V248H60ZM63 247H61V248H63ZM73 247V248H72ZM111 247H113V246H111ZM137 247V246H136ZM181 247H182V245H181ZM187 247V246H186ZM189 247H190V245H189ZM188 247V248H189ZM205 247V248H206ZM212 247V246H211ZM218 247H216V248H218ZM39 248V247H38ZM40 248H43V246L42 247H40ZM52 249V247H49L48 249ZM55 248V247H54ZM58 248V247H57ZM58 248V249H59ZM60 248V249H61ZM69 248H66L65 249V247L62 249V250H64L65 249V251L66 250H68V252H69ZM83 248V249H84ZM143 248V247H142ZM215 248V247H214ZM57 249V250H58ZM80 249V248H79ZM84 249V250H85ZM120 249V248H119ZM124 249H128V247L127 248H123V250ZM134 249H135V247H134ZM140 249H141V247H140ZM169 249V248H168ZM25 250V251H24ZM44 250H46V249H44L43 248V251H41V252H44ZM57 250H54V251H56L57 252ZM82 250V249H81ZM121 250V249H120ZM131 250V249H130ZM136 250V249H135ZM138 250V249H137ZM185 250V249H184ZM196 250V249H195ZM194 250V251H195ZM202 250V249H201ZM5 251V250H4ZM36 251H38V250H36ZM35 251V252H36ZM49 251H53V250H49ZM59 252H60V250H58ZM77 251V250H76ZM83 251V250H82ZM115 251V250H114ZM125 251H129V250H125ZM132 251H134V250H132ZM143 251V250H142ZM206 251V250H205ZM204 250H203V252H205ZM9 252V251H8ZM14 252V251H13ZM20 252V251H19ZM40 252V251H39ZM59 252H57V254L59 253ZM68 252H66V253H68ZM71 252V251H70ZM74 252H75V250H74ZM74 252H73V256H74ZM115 252H118V251H115ZM123 252V251H122ZM137 252L138 251H136V254L135 255H137ZM144 252V251H143ZM145 252H147V250L145 251ZM152 252V251H151ZM20 253V254H21ZM28 253V252H27ZM50 253V252H49ZM64 254H66L65 252H63ZM119 253V252H118ZM126 253H128V252H126ZM125 253V254H126ZM132 253V252H131ZM147 253H149V252H147ZM194 253V252H193ZM201 253V252H200ZM5 254H6V252H5ZM10 254V253H9ZM29 254H31V253H29ZM41 254V253H40ZM43 254V253H42ZM47 254H48V252H47ZM71 254V253H70ZM76 254V253H75ZM88 254V253H87ZM122 254H124V252L122 253ZM133 255H134V253H132ZM139 254H140V250H139ZM138 254V255H139ZM145 254V253H144ZM169 254V255H170ZM199 254V253H198ZM201 254H203V253H201ZM201 254H200V256H201ZM7 256H9L10 257V255H8V254H6ZM33 255V254H32ZM37 255V254H36ZM59 255V254H58ZM78 255V254H77ZM76 255V258L78 257ZM112 255V254H111ZM118 255H120V254H118ZM131 255V254H130ZM145 255H147V254H145ZM158 255V254H157ZM187 255V254H186ZM206 255H209V253L207 254L206 253ZM212 255V256H213ZM224 255L225 254H223V256L222 257H224ZM7 256H6V258H7ZM12 256V255H11ZM41 256H43V255H41ZM44 256H45V254H44ZM55 255H53V252H51L50 253V256H49V254H48V257H50V259H52V261L54 260H57L56 259V257H54ZM63 256V255H62ZM61 255H60V257H58L59 258V261L60 262H56V264H61V261L63 262V258H62V260H60L61 259V257H62ZM72 255H71V257L72 258H74ZM113 256V255H112ZM115 256V255H114ZM113 256V257H114ZM122 256V255H121ZM126 255H124V257H125ZM142 256V255H141ZM144 256V255H143ZM149 257L150 256H152L150 253H149V255H148ZM196 256H197V254H196ZM202 256H204V254L202 255ZM24 255L22 256V257H18V262L19 263H22V264H26V262H27V264H29L28 262L29 261H27V259H26V257H27V254H26V257H25V259H26V261H25V259H24ZM37 257H40V255L38 254V256ZM67 257H69V260H73L71 257H70V255H69V253L67 254ZM139 257V256H138ZM138 257H136V259L135 260H137V258ZM147 257V256H146ZM165 257H168L167 259H164ZM207 257V256H206ZM209 257H210V255H209ZM208 257V258H209ZM213 257V258H214ZM41 258V257H40ZM46 257H44V259H45ZM64 258H65V255H64ZM78 258H80V256L78 257ZM117 258V257H116ZM128 258H130V257H128ZM128 258H127V260H128ZM143 258V257H142ZM154 258V257H153ZM189 258V257H188ZM190 258H192V257H190ZM195 258V257H194ZM196 258H198V257H196ZM201 258H203V257H201ZM200 258V259H201ZM212 258V259H213ZM215 258H214V260H215ZM10 259H11V257H10ZM10 259H8V260H10ZM13 259V258H12ZM48 259V258H47ZM66 259V258H65ZM68 259V258H67ZM126 259V258H125ZM140 258H138V260H139ZM143 259H145V257L143 258ZM148 259V258H147ZM150 259H152L151 257L148 259L149 261H150ZM211 259V258H210ZM210 259H207V261H209ZM219 259V258H218ZM224 259V258H223ZM17 260H15L14 259V261H17ZM29 260H31L30 258H29ZM74 260H75V258H74ZM78 260V259H77ZM79 260H81V259H79ZM84 260V259H83ZM82 260V261H83ZM134 260V259H133ZM153 260V259H152ZM159 260H160V258H159ZM159 260H158V262H159ZM165 260H166V262H165ZM190 260H192V259H190ZM194 260V259H193ZM217 260V259H216ZM41 261V260H40ZM44 261V260H43ZM49 261V260H48ZM51 261V264L53 263ZM58 261V260H57ZM76 261V260H75ZM74 261V262H75ZM81 261V262H82ZM87 261V260H86ZM120 260H118V262H119ZM129 261V260H128ZM140 261V260H139ZM195 261V260H194ZM197 261L199 262V260L197 259ZM204 261V260H203ZM206 261V260H205ZM1 263H2V260L0 261ZM12 261H10V263H11ZM18 262H16L17 264H18ZM74 262H71L72 264L74 263ZM81 262L79 263V264H81ZM130 262V261H129ZM132 262V261H131ZM151 262V261H150ZM150 262H148V263H150ZM157 262V263H158ZM201 262V261H200ZM218 262V261H217ZM216 262V263H217ZM15 263V264H16ZM30 263H31V261H30ZM40 263V262H39ZM39 263H35V264H39ZM41 263H42V261H41ZM46 263H48V262H46ZM50 263V262H49ZM69 263V262H68ZM87 263V262H86ZM120 264L122 263L123 264V261L122 262H119ZM145 263H146V260H145ZM162 262H160L159 264H161ZM204 263V262H203ZM207 263V262H206ZM205 263V264H206ZM212 263H214V261L213 262H211V264ZM216 263H214V264H216ZM12 264V263H11ZM14 264V263H13ZM32 264V263H31ZM34 264V263H33ZM54 264V263H53ZM63 264H64V262H63ZM74 264H78L77 262L76 263H74ZM83 264V263H82ZM88 264V263H87ZM135 264V263H134ZM136 264H137V262H136ZM151 264V263H150ZM199 264V263H198ZM202 264V263H201ZM209 264H210V262H209Z\"/></svg>", "mask_w": 264, "mask_h": 264}]
</instances>
